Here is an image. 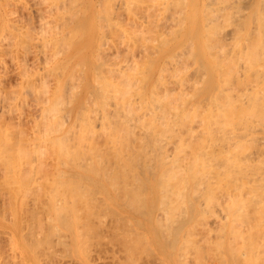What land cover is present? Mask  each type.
Here are the masks:
<instances>
[{"label": "bare ground", "instance_id": "6f19581e", "mask_svg": "<svg viewBox=\"0 0 264 264\" xmlns=\"http://www.w3.org/2000/svg\"><path fill=\"white\" fill-rule=\"evenodd\" d=\"M31 1H29V2H31ZM39 1H41V0H39ZM104 1H106L108 6L105 7V9H104V10L107 9L106 11H104V12L102 11V13H104V15L102 14V16H101V13H99V15L101 16L102 19L104 16L103 20L105 21V24L103 23V20H101V24H99L100 25L99 30L101 31L100 33H101V35L102 34L103 35L100 36L101 39L99 40L100 41L99 42L100 43V53L99 54L97 53V55H95V56H98V58H99L97 61L101 60L102 64L100 62L99 63L97 62L98 64H96V65L94 64L95 69L93 71L94 72L93 79L90 83L88 82L90 84L89 93H88V97H87L88 99L83 104H81V106L80 105L77 106V109L72 107L73 108L72 110L65 109V110H68V112L66 114L64 112L60 113L62 111V109L59 110V105H60L59 103H61L60 100L62 98L60 96H58V97H60V100L58 98L59 103H56V105L59 104L57 106H58V110L60 112L57 110L56 111L59 112L60 115L58 114V116H57L58 121L57 120L56 121L59 122V124L60 123L61 124L66 123V120L69 117L67 118V116H66L63 118V116L68 115L69 112H71L69 114H72V113L75 114V119H74L73 123L69 126L68 130L64 131V135L62 134L63 136H60V138H58V137H55V139L53 138L55 143L57 142V139H58V142L56 143L58 150H57L56 154L54 153V156H56V157H54L53 154L52 155L50 154V157L52 156L53 158H55V161L51 160L48 162V159H50V158H48V159L46 158L47 161L44 160V158L46 157L44 155L45 153H43V155L45 157L41 153V152H43L41 150V148L43 146L42 147L40 146V149H38V150H36L37 148H35L34 152H33V150L30 152V151H26L25 149H24L25 151H23V150L20 151V152H23L25 154V156L23 155V153H21V155H20L17 152V156L21 157L22 160L19 159V157L17 158V156H16V158L19 159V161H16L15 157H14L16 155V151H15L16 149L14 148L15 149L14 150L15 155L12 156L11 153L7 154V156H11L14 158L9 159V157L6 156L7 158H4V161L2 162L3 163L2 166H4L3 168L5 169L6 172H8V174H9V172H11V175H12V173L14 172L16 175L13 173L12 177L16 176L17 178L15 177L16 179L15 178L9 179V176H8V178L5 176L4 177L9 179L8 180L9 185H13V183L16 184L18 182L17 184L19 187H17V189H19V190H21V187L24 188V186L30 184V186H28V187L26 186V188H24L25 193H23L21 195V197L24 194H26L25 196H29L28 198H30L31 195L34 197V199H32V202L29 200V203L31 202L32 205L34 206L32 210H34V209L38 210L37 205H38V208H39V206H41V207H43V209H45V208L52 209L53 208L52 213H54V211H55L54 214H56V218L61 222L65 218V211L69 209V210H71V212L75 211L74 212V218L76 217L77 211L78 212L80 211L79 212L80 215H81V211H82V213H84V215L86 213V215L84 216V218L86 217V219H83V220H84V222L86 220V223H87V221L91 220L92 216L96 217L97 214H95V213L97 210L100 209V211H101V209L104 206L105 207L108 206L109 202L112 201L114 203V201H116L117 203L115 202L114 204L115 205L117 204L116 207H119L118 211H120V213L117 212V214H119V216H117V218H115L113 220L114 224H108L109 226L111 225V228L114 227V229H115V228H119L120 226L124 227L123 222H124L125 218L122 219L120 217H123L122 216L123 212H126L127 216L125 215V217L129 220V221H127V219L125 220V221H127V223L128 222L130 224L136 223L137 225L140 224V226L143 223L153 224V226H156V229H157L156 231L154 229V231L156 232V234H157V232L159 233V234H157L156 237L163 239V243H164V246L166 248L172 249L173 246L175 248V244L179 240L178 237L180 236V232L183 230L184 226L187 225V223H190L189 221H191V220L193 221V219L196 216L204 215L201 218L204 219V217H206V220L204 219V221H205L204 223L206 224V226H208L209 223L212 225H215V226L218 225V227L220 228L218 232L221 235L223 240L225 239L226 234L228 236L230 235L229 239L230 240L232 239V241H229L226 244L227 246H225L224 250H227L230 253L231 256H229V255L228 256L230 257V259L232 257L231 260H234V262H235L234 264H236V258H238L237 259V261H238L239 258L242 257L241 258L242 263L244 261V259H243L244 257H245V259H246V257H248L247 258L248 260H250L249 258H251V257L254 258L255 260L264 258V0H241V1H238V0H204V2L202 4H201V0H104ZM32 2H34V1H32ZM42 2H43V0H42ZM45 2H46V4H48V2L46 0H45ZM50 2H51V0L49 1V3ZM236 2H238V3L240 2V4H237ZM41 3H40V5H41ZM52 3H54V1ZM52 3H51V5H52ZM60 3L59 4L56 3V5L57 6L60 5ZM63 3H65V2H63ZM235 3L237 4V6H239L238 8L234 7ZM9 4H8V6H10ZM35 4L37 5V3H35ZM107 4H104V5H107ZM115 4H117V6L119 8H121L122 13L123 12L128 13L130 18L129 17L127 18V14L125 15L126 17H124V15H121L122 13H120V12H117L120 14H116V15L123 16L125 18V21H127V22L129 19L132 18L131 19L132 20L131 26L133 28L136 27L135 24L138 23L137 20H140V19H137L138 17H140L139 15L137 17V14H139L138 12L136 14L137 9L143 8L144 5H146L148 7L146 9L147 11L149 10V8H150V10L151 9L153 10V8H159V9H161L160 7H162V9L164 8V10H165L164 13L167 12V14L170 18L167 16L168 17L167 20H169V21L164 19V17L167 15V14H165L163 19L166 20V23L170 22V26H169L170 28L169 29H171L170 31H168V29L165 28L166 31H168V34L166 32H165V34H166V36L167 35L169 36V37L165 36V38L172 39L171 42L169 40L164 41L163 48L161 47V44H162L161 42H160L161 48L160 47L158 48L159 43L157 44L158 46L154 45L150 49L148 47L146 48L144 46V45L148 46V44L150 43V41H149V43L147 41V38H148L147 36H149V34H151V36H149V38H153L152 37L153 33H155L153 35L154 37H155V35L159 34L157 32L156 28L160 27V25L163 23L162 19H160V20H162L161 21L162 23H160V20L158 21L159 17L161 18L162 15H164V13L162 12L163 10H161V11L157 10V12L160 11V12H158L160 15V16H157L158 18L153 16L154 19L157 18L156 21L153 20V24H156L155 25L156 28L154 25H152V24H150V25L154 26L153 28L155 30L149 29L147 31L146 30L145 31L140 30V31L136 32L135 30H139V28L135 29V30H133V28H129L130 26H127L128 27L127 28L126 27L127 23H125V25H123L122 22L119 21V20H124V19H119L121 16L119 18H117L118 20L116 18H114L116 16L115 15L113 16V13L114 14L116 13L114 10L117 7L116 6L114 8ZM38 5H39V3H38ZM51 5H49V6H51ZM85 5H83V6H85ZM94 5H95V3H94ZM200 5L202 6L201 8H200ZM11 6H12V4H11ZM212 6H215V7H212ZM25 7H26V5H25ZM29 7H31V6H29ZM39 7H37V8H39ZM242 7H245L247 9V12H245L246 10L244 9L245 10L244 11L245 13H244ZM32 8H34V7H32ZM50 8H47V9L50 10ZM103 8H104V6H103ZM119 8L118 9L116 8V10L118 11ZM234 8L236 10H234V11L230 10V9H234ZM39 9H41V7ZM44 9H46V8H44ZM54 9H53V11H54ZM56 9L59 10L60 6H58ZM66 9H68V8H66ZM82 9H83V7H82ZM228 9H229V12H227ZM11 10L13 11V9H11ZM41 10H43V9H41ZM204 10L206 11V13L204 12ZM36 11H38V9H36ZM36 11H35V14H36ZM43 11H46V10H43ZM43 11H41V12H43ZM141 11H144V10L141 9ZM15 12L17 13L16 10H15ZM41 12H39V13H41ZM59 12H60V10H59ZM148 12H152V11H148ZM161 12L163 14H160ZM51 13H53V12H51ZM154 13H156V11ZM154 13L152 15H155ZM13 14H14V12H13ZM56 14H58L60 17V14L58 12ZM142 14L143 13H141V15ZM144 14H147L148 18L150 17L149 13L144 12ZM198 14H202L201 19H199L200 16L198 17ZM7 15L10 17L11 14L9 15L7 13ZM39 15H41V14H39ZM43 15H45V13ZM156 15H158V14H156ZM30 16H31V14H30ZM33 17H31V18L33 19ZM41 17H43V16H41ZM46 17H48L47 14H46ZM46 17H43V18H46ZM54 17H56V15H54ZM61 17H64V15ZM10 18H7V19H10ZM23 18L24 17L21 18L22 21L24 20ZM78 18H81V16L80 17L78 16ZM140 18H144V17H140ZM13 19H15V18H13ZM19 19H20V17H19ZM26 19H28V18H26ZM46 19H49V18H46ZM51 19H52V17H51ZM60 19H63V18H60ZM86 19H85V21H86ZM98 19H100V18L98 17ZM15 20H12L13 24L15 26L19 27L20 25H16L18 20L17 19H15ZM28 20L31 21V19H28ZM43 20H41V21H43ZM131 20H129L130 23H131ZM141 20H142V23H140V26L144 25L143 22H145L146 18L144 21H143V19H141ZM150 20H152V19H150ZM150 20H147V21L150 22ZM14 21H15V23H14ZM38 21L40 22V20H38ZM50 21H53V20H50ZM56 21H58V19ZM66 21L68 22V20H66ZM39 22L38 23L36 22V23L39 24ZM77 22H78V20H77ZM92 22H94V21H92ZM8 23H10V22H7V24ZM19 23H20V20H19ZM24 23H25V21H24ZM24 23H23V25H27V27H28V24H30V23H27V24H24ZM46 23L44 22V24H43L44 27L45 26L48 27L49 24L46 25ZM61 23H62V21H61ZM64 23H65V21H64ZM72 23H73V20H72ZM5 24H3V26H5ZM21 24H22V22H21ZM55 24H57V23H55ZM10 25H12V24H10ZM33 25H34V23H33ZM43 25H41L42 28H43ZM53 25H54V23H53ZM53 25L51 24L52 27H53ZM59 25H61V24H58V26ZM76 25H77V23H76ZM79 25H81V24H79ZM147 25H149V24H146V26H144V27L143 26L140 27V29H142V28L146 29L145 27L149 28L150 26H147ZM164 25H166V24H164ZM164 25H163V27H165ZM29 26L32 27V24ZM137 26L139 27V23L137 24ZM13 27L14 26H12V28ZM55 27H57V26H55ZM196 27L201 31V33H203L202 37L205 35L207 37V39H205V41H204V46H203L204 52L203 53H200L201 49H199V47H195V48H198V50L200 51L198 53L201 54V55L200 54L197 55L198 57L201 56L200 58H198L199 62H201L200 63L201 66L200 67L198 66L199 64L197 62L198 61L197 58H195V57L191 58L192 59L191 61L194 60L193 58H195L197 60V61L195 60V62L197 64L193 63L192 65L196 64L198 66V69L196 68V70H194V72L196 74H197L196 71L198 70V74H197V76H194L195 78L193 77V79H194V80L192 79L193 81L192 80L189 81L188 79H190L191 77H189L187 79V76H189V75H187L185 73L187 71V69H189V68H187L185 65L181 66V63L183 65V61L184 60L186 61V59L182 57V54H184L185 52H182V51H184L187 48H189V49L192 48V44L194 43L193 42L194 41L193 35H195V33L193 34V30ZM20 28H21V26H20ZM38 28H39V26H38ZM40 28L38 30H40ZM161 28L162 27H160V29ZM19 30H18V32H19ZM84 30H85V27H84ZM96 30H97V28H96ZM113 30H116V33L119 32V34L122 35L121 36L122 37L121 38L122 45L121 44H119V45L123 46V50L126 49L127 54H128V52H129V54H128V56H126V53H124L125 58L123 59L124 56L122 57V62H115L116 59L119 57L120 53L122 54V52H123L122 48H121L122 52L115 49L114 52H116V53H114L112 51L114 53V56H113L114 58H112V59H114L115 61L112 62V60H110L111 63H106V62L103 63L102 58H103V60H106V59H108V56H109L108 54H110V51L108 49H105V52H107L106 50L109 51V53H106L108 56H107V58L105 57V59L102 56V58L100 59L99 55L102 54V52H104V48H106V46H107V48H109L108 45L110 46L111 44L114 45V48L116 45H118L117 43L114 42L115 39L112 40V38L110 39V37H107L109 35H106L107 31L112 33ZM151 30L155 31V32L150 33ZM4 31H6V30H4ZM21 31H23V30L21 29ZM27 31H28V29H27ZM30 31L28 32V34H30ZM35 31H36V29H35ZM45 31H47V30H45ZM50 31H51V28H50ZM189 31H191V32H189ZM200 31L199 32L196 31L197 32L196 34H199V36L201 37ZM0 32H1V30H0ZM7 32H9V31H7ZM10 32H12L11 29H10ZM37 32H39V31H37ZM47 32L46 33L50 37L51 33L49 31H47ZM159 32L162 33L164 31L159 30ZM21 33H23V32H21ZM42 33H43V31H42ZM54 33H56V31ZM64 33H66V32H64ZM144 33H146V34L144 35ZM16 34H18V33H16ZM35 34H36V32H35ZM47 34H45L46 37H47ZM67 34H65V35H67ZM73 34L75 35V33H73ZM19 35H20V33H19ZM24 35H26V38H27V34L25 33ZM34 35H32V39L30 38L31 41L34 38L33 37ZM38 35H40V33ZM159 35H161V34H159ZM13 36H14V34H13ZM40 36H42V34ZM115 36H117V35L115 34ZM115 36H114V38H115ZM205 36H204V38H206ZM6 37H4V38L6 39ZM20 37H22V36H19V38ZM42 37H44V36H42ZM59 37H60V35H59ZM66 37H64V38H66ZM118 37H120V36H118ZM178 37H184V38H186V40H188V41H186L184 39L183 42L180 41L179 43H181L182 46H183L182 43H184L185 41L188 42L189 46H187V47L183 46L182 47L183 49H182L180 47L181 45L179 43H176L177 45L173 44V42L175 40H177ZM195 37H196V42H197V40H198L197 36H195ZM200 37H199V39H200ZM8 38H9V35H8ZM10 38H11V36H10ZM14 38H16V36ZM55 38H57V37H55ZM76 38H77V36H76ZM123 38H126V39L123 40ZM159 38H161V37L159 36ZM7 39L3 40V38H2L1 41H7ZM40 39H42V38H40ZM54 39H53V42H54ZM118 39H120V38H117V41H118ZM20 40H23L21 42L26 41V39H25V41H24V39H20ZM20 40H18V41H20ZM35 40H38V39L35 38ZM148 40H150V39H148ZM227 40H229V42H230V40H232V41H231V43L226 44ZM9 41H10V39H9ZM40 41H42V40H40ZM59 41H60V39H59ZM145 41H147V44H145ZM153 41L154 40H152V43H155V41L154 42ZM14 42L16 43L15 40H14ZM21 42H18V45ZM32 42L35 43V41H32ZM48 42H47V45L50 43L52 44L51 41L49 43ZM61 42H62V40H61ZM66 42H70V41H66ZM72 42H73V40H72ZM112 42H114L115 44ZM176 42H178V41H176ZM30 43H29V45H30ZM39 43L41 44L40 46L43 45V48L44 47L46 48V46H44L46 41L44 42V44H42V42H39ZM137 43L143 44V45H141V48L136 46ZM11 44H13V43H11ZM178 44H179V46H178ZM18 45L16 44V46H18ZM54 45L52 44V46H54ZM64 45H65V43H64ZM172 45H173V47L177 46V47L181 48V50L180 51L178 50V52L177 51L175 52L174 50L177 47L172 48L171 47ZM8 46H10V45H8ZM40 46H39V49H40ZM111 46H110V49H114L113 46H112V48H111ZM150 46L151 45L149 44V47ZM197 46H199V45H197ZM226 46H230V47H226ZM26 47H28L27 44L25 45L24 48H26ZM34 47H35V45H34ZM34 47H32V48H34ZM193 47H194V45H193ZM4 48H2V50ZM11 48H13V47H10V50H8V51H11ZM56 48H57V46H56ZM56 48H54V49H56ZM82 48H83V46H82ZM116 48H117V46H116ZM28 49L30 51V47ZM137 49H139L140 51H143L142 56L138 55V57L141 56L140 58L143 59V61H141V62L139 61L140 59H137V56L133 55L134 52L133 53L131 52L133 50L137 52ZM189 49H187V50H189ZM5 50H7V48ZM139 50H138V53H139ZM21 51H22V49H21ZM31 51H34V50L31 49ZM41 51L44 52V50H42V49H41ZM52 51L53 50H51V53H52ZM192 51H193V48L191 50V54H192V56H194L195 52L197 50L195 49V52H193L194 54L192 53ZM47 52H48V50H47ZM47 52H45V53H47ZM166 52H169L170 56H166L165 55ZM11 53H13V52H11ZM20 53H23V52H20ZM32 53L30 52L31 55H33ZM3 54H5V53H3ZM36 54H37V52H36ZM130 54H132L137 59V61H134L135 60L134 57L133 56L131 57ZM139 54H142V53H139ZM14 55H17V54H14ZM20 55L21 54H19L18 56H20ZM34 55H33V58H36L35 60L37 61V57H36L37 55H35V57H34ZM40 55H42V54L40 53ZM48 55H50V54H48ZM103 55H105V53ZM8 56H9V54H8ZM18 56L17 57L15 56L16 60H12V61H16L17 63L16 62L15 63L17 65H18V59H20ZM24 56L26 57L27 55H24ZM24 56H21V57H24ZM55 56H56V54H55ZM129 56L131 59L128 58ZM187 56L189 57L191 55L187 54ZM11 57H13V56L11 55ZM27 57H29V56H27ZM42 57H44V55ZM50 57H51V55H50ZM53 57H54V55H53ZM109 57L111 58L112 55L110 54ZM126 57H127V59H126ZM180 57H182L184 60L178 65V63L181 61ZM184 57H186V54L184 55ZM21 59H23V58H21ZM25 59H27V58H25ZM48 59L50 61V58H48ZM60 59H61V57H60ZM120 59H121V57H120ZM164 59H166V60H164ZM162 60L164 63L162 62V65H161L162 67H160V70L157 71L158 69L156 67L160 66V63H161L160 61H162ZM188 60H190V59L188 58ZM119 61H121V60H119ZM77 63H79V62H77ZM86 63H88V62H86ZM23 64H24V59H23ZM31 64H33L32 61H31ZM56 64H58V63H56ZM70 64H72V63H70ZM19 65H20V67L22 66L21 64H19ZM27 65H28V62H27ZM42 65H43V63H42ZM188 65H190V64H188ZM225 65H227V67H228V71L226 70L227 72L223 71V69H224L223 67ZM32 66H35V64L31 65L30 67H32ZM36 66H38V65H36ZM71 66H73V65H71ZM169 66H173V69L171 71L166 70L169 68ZM197 66H195V67H197ZM51 67H53V66H51ZM152 67L154 69H157L155 71H157L158 74L156 72H154V70H151ZM195 67L193 66L194 69H195ZM207 67L209 68V71H208ZM227 67H225V68H227ZM17 68H18V66L15 69L16 71H17ZM36 68L38 69L39 67H36ZM70 68H68V69H70ZM74 68H76V66ZM185 68H187V69L185 70ZM78 69H80V68H78ZM30 70H31V68H30ZM81 70H84V69H81ZM150 70L152 71V73ZM75 71H76V69H75ZM164 71L165 72L167 71V72L164 74ZM188 71H187V73H188ZM192 71H193V69H192ZM192 71H189V72L191 73ZM49 72H50V70H49ZM153 72L158 75V76H156V74H155V76L158 79L155 78L154 80H151L152 79L151 75L154 74ZM18 73L20 74L19 71L17 72V74ZM32 73H30V74H32ZM73 73H74V71H73ZM44 75H46V74H44ZM80 75H82V73ZM83 75H82V77H83ZM193 75H195V74H193ZM3 76H5V75H3ZM38 76H40V74ZM69 76H70V73H69ZM72 76H74V75H72ZM42 77H43V74H42ZM51 77H52V75H51ZM48 78H49V76H48ZM54 78H56V77H54ZM75 78H78V77L76 76ZM26 79H27V77H26ZM32 79H34V78H32ZM47 79H43V81L47 80ZM75 80H77V79H75ZM79 80L80 79L78 78V82H80ZM43 81L41 82V79H40V82L42 84L45 83V81H44V83H43ZM71 81L74 82V80H70V82ZM0 82H2V81H0ZM16 82H18V81H16ZM16 82L13 84L15 88L17 87V86H15ZM30 82H31V77H30ZM3 83L4 82H2V85H4ZM24 83H26V81ZM24 83H23V85H24ZM27 83L29 84V82H27ZM31 83H32V87H34L35 85L33 86V82H31ZM36 83H38V82H36ZM46 84H47V81H46ZM76 84H77V82H76ZM66 85H68V84H66ZM78 85H80V83ZM38 86H39V84H38ZM8 87H9V85H8ZM21 87L24 88V86H21ZM71 87H73V86H71ZM79 87L80 86H77V88H79ZM1 88H2V86H1ZM30 88H31V84H30ZM40 88L41 87L39 86L38 89L40 90ZM48 88L46 89L47 91H48ZM52 88H54V87H52ZM31 89H33V88H31ZM41 89H43V88H41ZM54 89H56V87ZM27 90H29V89H27ZM35 90H37V89H35ZM50 90H52V89L50 88ZM71 90L73 91V89H71ZM14 91H15V89H14ZM20 91H21V89H20ZM29 91H28V94H29ZM38 91H35V92L37 93ZM67 91H66V94H68ZM12 92H10V93H12ZM62 92L65 93L64 91H62ZM10 93L8 91V94H10ZM15 93H17V92H15ZM22 93H23V91H22ZM24 93H25V91H24ZM31 93L33 95L34 91ZM40 93H44V95H46L45 89H44V92L42 91ZM40 93L38 92V95L41 96L42 94H40ZM50 93H52V91ZM53 93H55V92H53ZM61 93H60V95L63 94V93L62 94ZM2 94H4V93H2ZM29 95L31 96V94H29ZM52 95H54V94H52ZM63 95L66 97L65 94H63ZM0 96H2V95H0ZM8 96L11 99L14 98V96H12V95H11L12 97H10V95H8ZM47 96L48 95H46V97ZM15 97H16V95H15ZM19 97H20V95H19ZM19 97H17V98H19ZM25 97H26V93H25ZM25 97H24V99H25ZM49 97H51V96H49ZM9 98H6V99L9 100ZM20 98H22V97H20ZM32 98H31V100H32ZM3 99H5V97ZM11 99H10V101H11ZM55 99L57 100V98H55ZM66 99H64V100H66ZM0 100H2V98ZM17 100L14 101L15 104H12L13 107H14V105L16 106ZM20 100L23 101V99H19V103H21ZM25 100H24V102H25ZM40 100H42V98ZM36 101H37V103H39L38 100H36ZM24 102H22V103L24 104ZM41 102L39 104H41ZM66 102H68V101H66ZM32 103H35V102L33 101ZM47 103H49V102L47 101ZM52 103H53L52 105L55 104V102H52ZM2 104L3 103H1L0 105L2 106ZM28 104H29L28 106H30V103H28ZM43 104L44 103H42V105ZM63 104L64 103L62 101V105ZM69 104L71 105V103L68 102V105ZM9 105H11V102ZM32 105H34V104H32ZM56 105H55V107H56ZM4 108H5V110H6V108L9 109L8 107H4ZM11 108L12 107H10V110H11ZM19 108L20 109H22V108L27 109L26 106L22 107V108L18 107L17 110ZM32 108H33V106H32ZM41 108H44V107L42 106ZM46 108H48V106ZM0 109H2V108L0 107ZM49 109L53 110L52 107L50 108V105L46 111L50 114L51 112H49L50 111ZM17 110L14 109V111H17ZM2 111H4V110H2ZM6 111H4V112L6 113ZM56 111L53 115L56 114ZM42 112H43V110H42ZM46 112L44 111L43 112L44 115H42V116H46ZM53 112H54V110H53ZM7 113L9 114L8 111H7ZM11 113H13V112H11ZM24 113H22V115ZM63 113L65 115H63ZM2 114H4V113H2ZM15 114H17V112ZM29 114L31 115L32 113H29ZM40 114H41V112H39V115ZM61 114L63 116H61ZM22 115L19 118H22ZM18 116H17V124L20 121ZM33 116H36V115L33 114ZM50 116L55 117L52 115H50ZM60 116H61V119L59 118ZM0 117L2 118V116H0ZM26 117H25V119H26ZM39 117H41V115ZM47 117H49V116L47 115ZM51 117H50V119H51ZM4 118H3V120H4ZM33 118H35V117H33ZM36 118H37V116H36ZM41 118L43 119L44 117H41ZM64 119H66V120L64 121ZM9 120H11V115H10L9 119L6 121H9ZM15 120H14V122H15ZM26 120H24L23 122H26ZM31 120L34 121V119H31ZM41 120L39 121L40 123L37 122L38 125L41 124ZM52 120H55V119H52ZM52 120L48 119L47 122L52 121ZM42 121H46V120H42ZM56 121H54L55 123L54 122L51 123L52 124L51 126H53L54 124L57 125ZM1 122H3V121H1ZM23 122H21V123H23ZM27 122H29V119ZM47 122H46V126H43V127H45V129L47 128V126H49V125H47L48 124ZM4 123H6V122L4 121ZM10 123L7 122V126ZM34 123H36V121L33 122V124ZM14 124H16V123H14ZM14 124H12V125H14ZM28 124H30V123H28ZM28 124H27V127H28ZM31 124H30V126L32 127L33 124L32 125ZM68 124L69 123H67V125ZM1 125H0V127H1ZM18 125H19L18 127L21 126L20 123ZM60 125H59V127H62V125L61 126ZM7 126H6V128H7ZM51 126H49V127L51 128ZM49 127L47 128V131H48V129L50 130ZM54 127H56V126H54ZM11 128H13V126H11ZM16 128H17V126H16ZM16 128H15V130H16ZM24 128H26V127H24ZM33 128H31V129H33ZM40 128H41V130H39L40 131L39 133L41 134V132L44 131L45 129L43 128L44 130H42V127H40ZM53 129L55 130V128H52V130H50L49 132L53 131ZM59 129H63V128H59ZM10 130L12 131V129H10ZM20 130H21V128H19V131ZM28 130H30V129H28ZM21 131H23V130H21ZM47 131H46V133L44 131V135L46 134L48 136ZM58 131H57V133H58ZM3 132H4V128H3ZM32 132L33 131H31V133ZM15 133L17 136H21V134H17L18 132H15ZM25 133H26V131H25ZM36 133L37 132H35L34 135ZM1 134H2V132H1ZM4 134H2V136H4ZM6 134H7V132H6ZM50 134H52V132ZM27 135H28V133H27ZM29 135H31V134H29ZM41 135H39L38 137H41ZM44 135H43V137H44ZM13 136H15V135H13ZM9 137H12V135H10ZM22 137H24V136H21V138ZM31 137H34V136H31ZM31 137L29 138V136H28V138L31 139V141H32ZM35 137H37V134L35 135ZM5 138H6V135H5ZM18 138H20V137H18ZM51 138H52V136H51ZM2 139H3V137H1V140ZM53 139H50V137H49L48 140H52V142L51 141L50 142L52 143V145L56 146V144H54V142H53ZM43 140H45V139H43ZM43 140L38 141V142H40V143L44 142L43 144H45L46 141H43ZM16 141H18V140H16ZM21 141H22V139H21ZM26 141H24V142H26ZM7 143L9 144V146H11L9 142H6V144ZM29 143H31V142H29ZM35 143H36V141H35ZM46 143L48 144V142H46ZM24 144H22V145H24ZM15 146L17 147V144L16 145L14 144V147ZM27 146H25V147H27ZM35 146H36V144L34 145V147ZM37 146H38V144H37ZM11 147H9V148H11ZM45 147H47V145ZM45 147L43 148L44 151H45ZM3 148H1V149H3ZM32 149H33V146H32ZM17 150H19V148ZM29 150H31V149H29ZM39 150H41V152H39ZM53 150L54 149H52V151ZM11 152L13 153V151H11ZM50 153H53V152H50ZM9 154H11V155H9ZM4 156H5V154H4ZM23 157L25 159H23ZM0 160H2V159L0 158ZM48 163H50V165ZM47 166L52 167L51 168L52 170L51 169L49 170ZM47 169L49 170L48 172L52 171L51 174H47L48 173ZM24 172H26V175H24L25 174ZM2 173H3V175L6 174V173H4V171ZM3 175H1V177ZM11 175H10V177H11ZM38 175H39V177H40V175H44V177L43 176H41V177L45 178V180H44L45 182H42V178L37 177ZM36 177L39 178L38 182L36 181V179H37ZM20 178H22V180ZM0 180L2 181V179H0ZM42 183H44V185H46L48 187V189L46 188L47 192L43 188H41ZM0 184H7L8 185V182L0 183ZM31 184H33V185L31 186ZM2 186H4V185H2ZM14 188L15 187L13 186V189ZM57 188H59V190L61 189L62 193H60L61 190H60V192L57 191L58 193L57 192L55 193ZM3 189H5V188H3ZM13 189H12V191H13ZM17 189L15 188V193H16ZM6 190H7V186H6ZM6 190H5V192H6ZM19 190H18V194L22 191L21 190L19 192ZM0 191H1V189H0ZM9 191H11V189H9ZM9 191H8V193H13V192H9ZM32 191H34V192H32ZM69 191H72V192L78 191L81 193L79 196V194L77 192V194L79 196L77 198L73 199L72 198L73 195L70 197L71 202H68V203H71V204H67V201L69 199L67 200L66 198H64V197H66L64 193H67ZM95 191H98L100 193V196L97 193L98 198L93 199L94 198L93 196H97V194L94 193ZM3 192L1 191L2 194H3ZM91 192H93V193H91ZM37 193H39L40 195H37ZM74 194L76 195V193H74ZM90 194H91V197H93V198H90ZM94 194H96V195H94ZM9 195H11V194H9ZM14 195H12V198ZM47 195H48V197H46ZM68 196H70V194H68ZM68 196H67V198H68ZM4 197H5V195H4ZM14 197L17 198L18 196L17 197L14 196ZM2 198H3V196H2ZM2 198H0V200ZM24 198H26V197H24ZM10 199H11V197L9 198V200ZM18 199H16V200H18ZM4 200H6V199H4ZM22 200L24 201V199H22ZM118 200L121 202H119ZM2 202H4V201H2ZM11 202H12V200H11ZM11 202H10V204H11ZM21 203H23V202H21ZM5 204L6 203H4L3 205H5ZM10 204L8 206H10ZM19 204H20V202H19ZM21 206H23V205L21 204ZM14 207L16 209V206H14ZM24 207L26 208L25 203H24ZM27 207H29V206L27 205ZM8 208H10V207H8ZM22 208L23 207H21L20 209L23 210ZM93 208H96V211L93 212L94 215L91 214L92 213L91 211H93ZM49 209L47 210L46 214L49 213L48 212ZM90 209H91V211H90ZM107 209H105V210H107ZM1 210H2V208H1ZM3 210H4V208H3ZM7 210H9V209H7ZM29 210H31V209H29ZM32 210H31V212H32ZM39 210H38V212H39ZM56 210H60L61 212H59L57 214ZM9 211L7 213H10ZM45 211L46 210H44V212ZM4 212L6 213L5 210H4ZM66 212H68V211H66ZM88 212H90V213H88ZM104 212H106V211H104ZM112 212H113V210H112ZM3 213H2V215L4 216ZM7 213H6V215H7ZM72 213H71V215H72ZM97 213H99V212H97ZM102 213H100V214H102ZM0 214H1V212H0ZM79 214H78V218L80 216ZM106 214H108V212H106ZM109 214H110V212H109ZM111 214H113V213H111ZM114 214H115V212H114ZM32 215H34V214H32ZM36 215L38 216V214H36ZM49 215H50V213H49ZM49 215H47V216L44 215V216L49 217ZM27 216H28V214H27ZM34 216H32V217H34ZM54 216L55 215H53L51 218H53ZM97 216L101 217V215H97ZM104 216H105V214H104ZM11 217H13V216L11 215ZM14 217H16V216L14 215ZM69 217H71V216L69 215ZM95 217H94V220L102 219V218H95ZM106 217H108V216H106ZM28 218L31 219V217H28ZM56 218L52 219L53 222ZM78 218L76 219V221L81 220L80 218L79 219ZM81 218H83V216ZM104 218L105 217H103L102 224L105 221ZM110 218H114V216L113 217L110 216ZM197 218L199 220L200 217H197ZM15 219H17V218H15ZM2 220H5V219L2 218ZM36 220H37V218H36ZM36 220L34 222L38 223V220L37 221ZM67 220H69V219H67ZM99 220H98V223H100V221H101V220L100 221ZM48 221H49V219H48ZM71 221H72V219H71ZM108 221H109L108 223H110L112 220H108ZM200 221L202 222V220H200ZM6 222L9 223V221H6ZM27 222H30V221H27ZM53 222L51 223L49 221V222H47V224L48 223L53 224ZM73 222L75 224H77V226H78V223L75 222V219L73 220ZM31 223H33V222H31ZM41 223L43 224V222H41ZM41 223H40V225H41ZM55 223H57V220L55 221ZM55 223L53 224L54 227H56ZM83 223L81 225H84ZM98 223L96 222V224H98ZM127 223H126V225H127ZM192 223H194V222H192ZM192 223H191V226H192ZM199 223L197 225H200L199 226L200 228L203 227ZM207 223H208V225H207ZM70 224H72V222ZM134 224H132V225H134ZM194 224H196V223H194ZM194 224H193V226H194ZM205 224H204V226H205ZM13 225H15L14 221H13ZM35 225H37V224H35ZM59 225H60V222H59ZM79 225H80V222H79ZM85 225H87V224H85ZM91 225H94V224L93 223L90 224L89 227H91ZM100 225L101 224H99V227L98 226L97 227L95 226V227L99 229V232H102L103 230L102 231L100 230V227H101ZM106 225H107V220H106ZM126 225H125V227H126ZM197 225H195V229L198 227ZM191 226H190L191 234L190 233L189 234L194 237L195 235H193L192 232L193 231L195 232V230H192ZM206 226H205V230H206ZM63 227L65 228V226H63ZM68 227H69V225H68ZM70 227L72 228V230L74 229L72 227V225ZM75 227H76V225H75ZM89 227H87V228H89ZM143 227H144V224L140 228H143ZM228 227H230V228L228 229ZM33 228H32V230H33ZM102 228H105V226H103ZM108 228H105V229L108 230ZM150 228L151 227H149V229ZM35 229H36V227H35ZM37 229H39V228H37ZM54 229H56V228H54ZM57 229L59 230V228H57ZM57 229H56V231H57ZM114 229H111V230H113L111 232H114ZM207 229H208V227H207ZM66 230L69 231L67 229V225H66ZM85 230L86 229L84 227V231ZM87 230H86V232H87ZM89 230L93 231V228H90ZM89 230H88V232H89ZM120 230H118V231H120ZM135 230L136 229H134V232H135ZM29 231H31L30 228H29ZM46 231L47 230H45V232ZM50 231L54 232L52 229L49 230V232ZM80 231L84 232L82 230H79V232H77V230H76V234L77 233L79 234ZM115 231H116V229H115ZM132 231H133V229L129 232L132 233ZM185 231H183L184 234H185ZM201 231L202 230L200 229V232ZM211 231H213V230H211ZM27 232H28V230H27ZM34 232H35V230H34ZM34 232H32V233H34ZM88 232H87V234L91 233V232H89V233ZM136 232H137V230H136ZM138 232H140V231H138ZM141 232L139 234H141ZM200 232L198 234L196 233V235L198 236L200 234ZM209 232L210 231H207L208 234L207 233L206 234L208 236L209 235L211 236V234H213V233L209 234ZM216 232H217V230H216ZM47 233H48V231H47ZM69 233L70 232H66L65 234L68 236ZM85 233H83V234L81 233V234L84 235ZM115 233L113 235H115ZM131 233H130V235H131ZM6 234H7V232H6ZM9 234H8V236H9ZM38 234L40 236L41 233H38ZM72 234H74V232L70 233V235H72ZM87 234H85V235H87ZM99 234L97 233V236ZM103 234L104 233H102V235ZM127 234H129V233L127 232ZM165 234H167L168 236L165 237L164 236ZM186 234H187V231H186ZM34 235H36V234H34ZM48 235L50 237L51 234H48ZM62 235H64V234H62ZM79 235H78V237H79ZM107 235H108V232H107ZM135 235H136V233L134 234V236L132 235V237H135ZM202 235H203V232H202ZM23 236H24V234H23ZM26 236H27V234H26ZM28 236L30 237V236H32V234L30 233V234H28ZM36 236L38 237V235H36ZM45 236H47V234ZM51 236H53V235H51ZM58 236H59V232H58ZM67 236H65V237L67 238ZM87 236H85V237H87ZM109 236H111V235H109ZM115 236H118V234H116ZM223 236H225V237L223 238ZM56 237H57V235H56ZM65 237H63V238H65ZM100 237H102V236H100ZM108 237H107V239H108ZM199 237H200V235H199ZM9 238H11V236ZM41 238H42V236H41ZM47 238H48V236H47ZM47 238H46V240H47ZM51 238L52 237L49 238L50 241H51ZM60 238H62V237H59L58 240ZM94 238H96V236ZM125 238H128V237L125 236ZM182 238H185V236H183ZM189 238H190V236H189ZM189 238L186 241H185L186 238L183 240L181 239L182 240L181 242L184 241L185 242V244L183 243L184 246L188 245L189 247H192L191 249H193V247L195 246L194 243L196 244V241L193 243L192 241L189 240ZM207 238H209V237H207ZM216 238L218 239V237H216ZM73 239H74V237H73ZM79 239H81V241H82V238H79ZM119 239H122V238H118V240ZM132 239H130V240H132ZM136 239H138V238H136ZM142 239H145V238H142ZM191 239L193 240V238H191ZM210 239L213 240V237L212 238L210 237ZM210 239H209V241H210ZM4 240L7 241V239H4ZM30 240H32V239H30ZM84 240H86V239H84ZM91 240H93V239H91ZM133 240L135 241V239H133ZM195 240H196V238H195ZM214 240L212 242H214ZM219 240H220V238L217 241H219ZM223 240H222V242L224 243L225 240L224 241ZM36 241H37V238L35 239V242ZM110 241H112V240H110ZM127 241L131 244V242L129 240H127ZM140 241H141V238H140ZM188 241H190V242H188ZM201 241H202V237H201ZM201 241H200V244H202ZM8 242H9V245H11V244L13 245L12 239H11V243H10V240ZM8 242L6 243V245L8 244ZM38 242H36L35 244L37 245ZM60 242H62V241H60ZM89 242L91 243L90 240H89ZM120 242L122 243L121 240H120ZM157 242H159V241H157ZM29 243L31 244L32 242L29 241ZM33 243H34V241H33ZM47 243H48V241H47ZM47 243H46V245L43 243L45 245V247L47 246ZM63 243H62V245H63ZM95 243L97 244V242H94L93 244H95ZM125 243H126V241H124V243H123L124 246L122 245L123 247H121V248H123V250H124V247L126 246ZM143 243H145V242H143ZM148 243H150V242H148ZM219 243H218V245H219ZM26 244H28V241L26 242ZM86 244H87V241H86ZM190 244H192L193 246H191ZM198 244H196V246H199ZM205 244H204V247L207 248V246H205ZM222 244H221V248H222ZM60 245H61V243H60ZM64 245H65L64 247H66L67 244H64ZM136 245L138 247L139 244H136ZM161 245H162V243H161ZM29 246L30 245L28 244V247ZM32 246L29 248L33 249ZM40 246H42V244ZM96 246H95V248H96ZM162 246H160V244H159L158 247L162 248ZM180 246H182V243H180L179 247ZM209 246L210 245H208V247ZM45 247H44V250H46L45 252H48L51 250V247H50V250L45 249ZM82 247H84V245H82ZM99 247H101V245H99ZM148 247H150V246H148ZM189 247H183L182 248L183 250L181 248H179L180 252H179V249L177 248V250H178L177 253H178V255L180 254L179 259H180V256H182V254H184L187 250H188V252L185 254H188L190 252ZM204 247H202V245H201L200 250L198 248L199 252H202V250H203V252H202L203 254L199 253V252H195L197 250L196 249L197 247H196V248H194L196 250L193 249L194 251L192 250V252L189 253V254H192L194 252V257L192 256L193 254L192 255L188 254V256H186L184 254L186 256V257H184V255H183L184 259L186 260V258L189 256H190L189 257L190 259H191V257L197 258V256H198V258H202L206 261V259L203 256H208V253L210 255V252H207L208 248L205 249ZM213 247L215 248V245ZM218 247H217V250L221 249V248L218 249ZM92 248H94V247H92ZM97 248H98V246H97ZM184 248H186V249L189 248V249L184 250ZM11 249H13V247ZM32 249H29V250H32ZM94 249H92V250H94ZM100 249H102V248H100ZM112 249L114 250V248H112ZM128 249L131 250V253L133 252V254H134V251L132 250L133 249L132 246H130V248H129V245H127V248L125 249V251ZM141 249H139V250H141ZM209 249H210V247H209ZM0 250H2L1 247H0ZM38 250L40 251L41 249L39 248V249H37V251ZM64 250L66 251L65 248L63 250L61 248L62 252ZM83 250L85 251V248L82 249V252L84 253ZM87 250H89V249H87ZM103 250H105V247ZM103 250H101V251H103ZM110 250H111V248H110ZM221 250L223 251V249H221ZM12 251H14V249ZM52 251H53V249H52ZM57 251H55V252L57 253ZM125 251H123V252H125ZM208 251H210V250H208ZM7 252L5 253V251H4L5 254H7ZM35 252L32 251V254ZM43 252H41V253H43ZM92 252L93 251L88 252V253H92ZM97 252H98V250H97ZM135 252H138V250L136 249ZM204 252L206 253V255L204 254ZM219 252H220V250L218 251V254H219ZM13 253H12V255H13ZM37 253H39V252H36L34 256L41 257L40 256L41 253H40V255ZM68 253H70V252H68ZM74 253H75V251H74ZM88 253L85 254L86 257H87ZM117 253H115V255ZM143 253H145V252L143 251ZM173 253H174V251H172V254ZM177 253H175V254H177ZM196 253H198V254H196ZM2 254H3V252H2ZM8 254H10V253H8ZM15 254H16V252H15ZM28 254H30V253L28 252ZM66 254H65V256H67V257L64 259L67 260L68 256H70L71 254L70 255L69 254L66 255ZM76 254H77V252L75 253V255ZM104 254H105V251H104ZM127 254H129V252L126 253V255H123L124 260L127 257H128L127 259L129 260V256H127ZM141 254H142V252H141ZM153 254H154V252H153ZM172 254H170V255H172ZM195 254L197 256H195ZM214 254L216 256V253H214ZM220 254L223 257V253L220 252ZM48 255H49V252L47 253V257L49 258L50 255L49 256ZM60 255H61V253H60ZM63 255L64 254H62V256ZM146 255H147V253H146ZM199 255L201 257H199ZM224 255H225V253H224ZM45 256L42 255V257H44V259H46ZM98 256H99V254H98ZM98 256H96V257L98 258ZM134 256H136V255H134ZM156 256H158V255H156ZM156 256H155V259L157 258ZM215 256H213V257L215 258ZM228 256H225V257L228 258ZM16 257H18V256L16 255ZM19 257H20V255H19ZM55 257H56V255H55ZM88 257H90V256H88ZM102 257H104V256H102ZM109 257H110V255H109ZM112 257L114 258V256H112ZM115 257H117V255ZM130 257H131L130 262L132 260L134 261V259L132 258V254L130 255ZM137 257H139V256H137ZM183 257L180 260H182ZM218 257H220V256L218 255ZM234 257H235V259H233ZM119 258L120 257L118 255L117 260L116 259L115 260L118 262ZM3 259H4V257H3ZM13 259H14V257H13ZM35 259H38V258H34V260ZM41 259L38 261H41ZM56 259H58L57 261H59L60 257L56 258ZM73 259H74V261L76 260L75 258H73ZM88 259H89V261L88 260L87 261L90 263V259H92V258H88ZM220 259H222V258L220 257ZM6 260L8 261V259H6ZM46 260H48V259H46ZM46 260H44L45 262L43 261L44 264L45 263L47 264ZM51 260H52V258H51ZM107 260H108V255H107ZM137 260H138V258H137ZM146 260H147V258H146ZM185 260H182V262ZM210 260H212V259H210ZM255 260H254V262H255ZM9 261L11 263V260H9ZM38 261H36V262L38 263ZM57 261H56V263H57ZM102 261L104 262V260H102ZM144 261H145V258H144ZM164 261H165V259H164ZM199 261H200V259H198V262H196V264H198V263L201 264V262H199ZM220 261H222V263H223V261H226V260L223 257V260H220ZM68 262H70V260ZM94 262H96V261H94ZM178 262L180 263L181 261L178 260ZM194 262H195V260H194ZM211 262H214V261L212 260ZM216 262L218 263L219 260L218 261L215 260L214 264H216ZM251 262H252V264H257V262H259V260L256 263H253V261H251ZM251 262H249L247 260L244 261L245 264L246 263L251 264ZM260 262H259V264H261ZM262 262H264V260H262ZM5 263H7V262H5ZM15 263L16 262H14V264ZM32 263L33 262H31V264ZM40 263H42V262H40ZM61 263H62V261H61ZM71 263H72V261L70 262V264ZM123 263L125 264V262H123ZM128 263H129V261H128ZM186 263H187V261H186ZM226 263H228V259H227ZM48 264H51V263H48ZM98 264H99V262H98ZM118 264H120V263H118ZM136 264H139V262ZM144 264H146V263H144ZM153 264H154V262H153ZM183 264H184V262H183ZM188 264H189V262H188Z\"/></svg>", "mask_w": 264, "mask_h": 264}, {"label": "rangeland", "instance_id": "374dc122", "mask_svg": "<svg viewBox=\"0 0 264 264\" xmlns=\"http://www.w3.org/2000/svg\"><path fill=\"white\" fill-rule=\"evenodd\" d=\"M20 1V2H19ZM28 0H0V30H1V32H0V81H2V82H4L3 84L4 85H2V82H0V95H2V96H0V99L2 98V100H0V104L1 103H3L2 104V106L0 105V107L2 108V109H0V116H2V118L0 117V125H1V129H0V131L2 132V134H4V136H2V134H1V132H0V136L1 137H3V139L1 140V137H0V147L1 148H3V149H1L0 148V158L2 159V160H0V179H2V181L0 180V183H6V182H8V185H9V179L10 178H15L16 176V174L14 175L15 177H12L13 176V173H12V175H11V172H9V174H8V172H6L5 171V169L3 168L4 166H2L3 165V161H4V158H7V157H9V159L11 158V159H13L14 157H15V160L16 161H19V159H21V157H19V156H17V152H18V154H20L21 155V153H23V152H20V151H32L33 150V152H34V150H35V148H37L36 150H38V149H40V146L42 147L41 148V150L43 151V152H41V150H39V152H41L42 153V155H43V153H45L44 155L46 156H44L43 158H44V160H46L47 161V159L48 158H50V159H48V162L49 161H55V158H53L52 156L50 157V154L52 155L53 154V156H54V153L56 154L57 153V150H58V148H57V142H58V139H57V142L55 143V141H54V139H55V137H58V138H60V136H63L64 135V131H66V130H68V128H69V126L73 123V121H74V119H75V114H69V113H71V112H69L68 113V115H65L67 112H68V110H72L73 108H76L77 109V106H81V104H83L88 98V93H89V88H90V82L92 81V79H93V75H94V69H95V66H94V64L96 65V64H98L99 62L102 64V62H101V60L100 61H97L99 58H98V56H95V55H97V53L99 54L100 53V36H102L101 35V31L99 30V24H101V20H103L104 19V16H103V19L101 18V16H102V14L104 15V13H102V11L104 12V11H106V10H104L105 9V7H107L108 6V4L106 3V1H104V0H51V2L49 3V1L50 0H46L47 2H48V4H46V2H45V0H43V2H42V0L41 1H39V0H32V1H34V2H32L31 0H29V1H31V2H27ZM54 1V3H52ZM80 1V2H79ZM85 1V2H84ZM98 1V2H97ZM104 1V2H103ZM238 1H241V0H238ZM42 2V3H41ZM45 2V3H44ZM61 2V3H60ZM63 2H65V3H63ZM204 2V0H201V4ZM10 3V4H9ZM15 3V4H14ZM18 3V4H17ZM30 5H29V4ZM35 3H37V5L35 4ZM38 3H39V5H38ZM40 3H41V5H40ZM51 3H52V5H51ZM56 3H60V5H58V6H60V12H59V10L58 9H56L58 6L56 5ZM88 3V4H87ZM94 3H95V5H94ZM98 3V4H97ZM107 4V5H104V4ZM209 3V2H208ZM237 4H240V2L238 3V2H236ZM234 4V7H236V8H238L239 6H237V4ZM8 4L10 5V6H8ZM11 4H12V6H11ZM46 4V5H45ZM66 4V5H65ZM74 4V5H73ZM85 5V6H83V5ZM25 5H26V7H25ZM28 5V6H27ZM49 5H51V6H49ZM55 5V6H54ZM102 5V6H101ZM20 6V7H19ZM29 6H31V7H29ZM41 7V9H43V10H46V11H43V10H41V9H39L40 7ZM53 6V7H52ZM69 6V7H68ZM88 6V7H87ZM100 6V7H99ZM103 6H104V8H103ZM117 6V4H115V6H114V8ZM11 7V8H10ZM24 7V8H23ZM32 7H34V8H32ZM37 7H39V8H37ZM46 8V9H44V8ZM51 7V8H50ZM62 7V8H61ZM78 7V8H77ZM82 7H83V9H82ZM98 7V8H97ZM146 7V8H145ZM202 6L200 5V8H201ZM212 7H215V6H212ZM10 8V9H9ZM47 8H50V10L49 9H47ZM54 9V11H53V9ZM66 8H68V9H66ZM72 8V9H71ZM81 8V9H80ZM103 8V9H102ZM117 9L119 8L118 6L116 7ZM116 8H115V14L113 13V16L115 15L116 17H114V18H119L121 15H124V17H126L125 15L127 14V18L129 17V14L128 13H125V12H123L122 13V11H121V8H119V10L117 11L116 10ZM148 7L146 6V5H144L143 6V8H141L142 10H144V11H141V9H137L136 10V14H137V12L139 13V14H137V17H138V15L140 16V17H144V18H140V17H138L137 19H143V21L145 20V18H146V20H145V22H143L144 23V25H142L143 27L144 26H146V24H149V25H147V26H150L149 28L148 27H145L146 29H140V27H142V26H140V23H142V20L140 21V20H137V22L139 23V27L137 26V24L138 23H136L135 25H136V27L135 28H133L131 25H132V18L131 19H129V20H131V23H130V21L128 20V22L127 21H125V18L123 17V16H121L119 19H124V20H119L120 22H122V24L123 25H125V23H127L126 24V27L127 26H130L129 28H133V30H135V29H138L139 28V30H135L136 32H138V31H140V30H149V29H152V30H155L153 27L156 25V24H153V20L154 21H156V19L158 18L157 16H160L159 15V13L158 12H160L161 10H163L162 12L164 13L165 12V10H164V8L162 9V7H160L161 9H159V8H153V10L151 9L150 10V8H149V10L148 11H152L153 13L156 11V13H154L155 15H152L153 13L152 12H148L146 9H147ZM243 8V12L245 11V12H247V9L245 8V7H242ZM11 9H13V11L11 10ZM26 9V10H25ZM29 9V10H28ZM31 9V10H30ZM36 9H38V11L39 12H41V11H43V12H41V13H39L38 11H36ZM71 9V10H70ZM102 9V10H101ZM245 9V10H244ZM9 10V11H8ZM15 10L17 11V13L15 12ZM75 10V11H74ZM79 10V11H78ZM83 10V11H82ZM98 10V11H97ZM139 10V11H138ZM157 10H160V11H158L157 12ZM231 11H234V10H236L235 8L234 9H230ZM30 11V12H29ZM35 11H36V14H35ZM81 11V12H80ZM101 11V12H100ZM141 11V12H140ZM13 12H14V14H13ZM38 12V13H37ZM51 12H53V13H51ZM59 13L60 14V17H59V15L58 14H56V13ZM117 12H120V13H122L121 15H116V14H120V13H117ZM135 12V11H134ZM144 12L145 13H149L150 15V17L148 18V15L147 14H144ZM160 13V14H163V13ZM204 12L206 13V11L204 10ZM227 12H229V9H228V11ZM244 12V13H245ZM7 13L10 15V17L12 18H10L8 15H7ZM45 13V15H43ZM64 13V14H63ZM95 13V14H94ZM99 13H101V16L99 15ZM141 13H143L142 15H141ZM203 13V12H202ZM6 14V15H5ZM16 14V15H15ZM18 14V15H17ZM30 14H31V16H30ZM33 14V15H32ZM39 14H41V15H39ZM46 14H47V16L48 17H46ZM64 15V17H61V16H63ZM81 14V15H80ZM156 14H158V15H156ZM165 14H167V12L166 13H164V15H162V17L160 18L159 17V19H158V21L160 20V19H162V20H160V23H164V24H166V25H164L163 23L160 25V27H162L161 29H160V27H157L160 31L162 30V31H164V32H162V33H160L159 32V30L156 28V26H155V28H156V30H157V32L159 33V34H161V35H159L157 32V34L161 37V38H159V36L158 35H155V37L153 36L155 33H153V32H155V31H150V33H153L152 34V37L153 38H149V36H151V34H149V36H147L148 38H147V41H148V43H149V41H150V47H149V44H148V46L147 45H144L146 48L148 47L149 49L152 47V46H158L157 44L159 43V46H158V48L160 47V44H161V47L163 48V43H164V41H170L171 42V40L172 39H167V38H165V36H166V34H165V32L168 34V31H170L171 29H169L170 27V22H167L166 23V20L168 19V14L165 16ZM20 15V16H19ZM35 15V16H34ZM39 15V16H38ZM51 15V16H50ZM54 15H56V17H54ZM96 15V16H95ZM99 15V16H98ZM147 15V16H146ZM152 15V16H151ZM204 15V14H203ZM8 16V17H7ZM16 16V17H15ZM24 17L23 19V21L21 20V18L22 17ZM29 16V17H28ZM34 16V17H33ZM37 16V17H36ZM41 16H43V17H46V18H49V19H46V18H43V17H41ZM68 16V17H67ZM78 16L80 17L81 16V18H78ZM118 16V17H117ZM153 16H155V17H157L156 19H154V17ZM165 16V17H164ZM168 16V17H167ZM200 16V17H199ZM19 17H20V19H19ZM31 17H33V19L31 18ZM41 17V18H40ZM51 17H52V19H51ZM58 17V18H57ZM74 17V18H73ZM98 17L100 18V19H98ZM152 17V18H151ZM163 17H164V19H166V20H164L163 19ZM198 17H199V19H201L202 18V14H198ZM7 18H10V19H7ZM13 18H15V19H17L18 21H17V23H16V25H20L21 26V28H20V26L18 27V26H15L14 24H13V21L12 20H15V19H13ZM26 18H28V19H31V21H29L28 19H26ZM60 18H63V19H60ZM78 18V19H77ZM87 18V19H86ZM126 18V19H127ZM130 18V17H129ZM170 18V17H169ZM40 20V22L42 23H40L38 20ZM44 19V20H43ZM55 19V20H54ZM58 19V21H56ZM76 19V20H75ZM85 19H86V21H85ZM89 19V20H88ZM150 19H152V20H150ZM4 20V21H3ZM19 20H20V23H19ZM34 20V21H33ZM41 20H43L45 23H46V25H48V27L47 26H45L44 27V22L43 21H41ZM48 20V21H47ZM50 20H53V21H50ZM60 20V21H59ZM66 20H68V22L66 21ZM72 20H73V23H72ZM77 20H78V22H77ZM118 20V19H117ZM147 20H150V22L149 21H147ZM12 21V22H11ZM16 21V20H15ZM15 21H14V23H15ZM24 21H25V23H24ZM29 21V22H28ZM50 21V22H49ZM61 21H62V23H61ZM64 21H65V23H64ZM76 21V22H75ZM92 21H94V22H92ZM125 21V22H124ZM147 21V22H146ZM162 21V22H161ZM167 21H169V20H167ZM7 22H10V23H8L7 24ZM21 22H22V24H21ZM34 23V25H33V23ZM39 22V24H37V23ZM49 22V23H48ZM71 22V23H70ZM82 22V23H81ZM100 22V23H99ZM188 22V21H187ZM6 23V24H5ZM23 23L24 24H27V23H30V24H28V27H27V25H23ZM53 23H54V25H53ZM55 23H57V24H55ZM76 23H77V25H76ZM88 25H87V24ZM103 23L105 24V21L103 20ZM155 23V22H154ZM3 24H5V26H3ZM10 24H12V25H10ZM32 24V27H30L29 25H31ZM51 24L53 25V27L51 26ZM58 24H61V25H59L58 26ZM63 24V25H62ZM74 24V25H73ZM79 24H81V25H79ZM150 24H152V25H154V26H152V25H150ZM41 25H43V28H42V26ZM76 25V26H75ZM163 25L165 26V27H163ZM12 26H14L13 28H12ZM37 26V27H36ZM38 26H39V28H40V30H38L39 28H38ZM50 26V27H49ZM55 26H57V27H55ZM105 26V25H104ZM3 27V28H2ZM17 27V28H16ZM30 27V28H29ZM55 27V28H54ZM82 29H81V28ZM84 27H85V30H84ZM7 28V29H6ZM24 28V29H23ZM32 28V29H31ZM36 29V31H35V29ZM47 28V29H46ZM50 28H51V31H50ZM57 28V29H56ZM80 28V29H79ZM96 28H97V30H96ZM128 28V27H127ZM148 28V29H147ZM166 28V29H168V31H166V29L164 30V29ZM10 29L12 30V32H10ZM15 29V30H14ZM20 29V30H19ZM21 29L23 30V31H21ZM27 29H28V31H27ZM34 29V30H33ZM49 29V30H48ZM73 29V30H72ZM89 31H88V30ZM198 28L196 27L194 30H193V34L195 33V35H193L194 37V43L192 44V48H193V51H192V53L193 52H195V49L197 50L196 52H195V55L194 56H192V54H191V50H192V48H187V49H189V50H187V49H185L184 51H182V52H185L184 54H182V57L183 58H185L186 59V61L182 58V57H180V59H181V61L178 63V65L183 61V65H182V63H181V66H186L187 68H189V69H187V68H185V70L187 69V71L189 70V71H192V69H193V71L190 73L189 71H188V73H187V71L185 72L187 75H189V76H187V79L189 78V77H191L190 79H188L189 81L190 80H192L193 79V77L194 76H197V74H198V70L196 71L197 72V74L194 72V70H196V68L198 69V66L200 67L201 66V62H199V59L198 58H200L201 56H197V55H199L200 53H203L204 51H203V46H204V41H205V39H207V37L206 38H204V36L202 37V34L203 33H201V31L198 29ZM4 30H6V31H4ZM18 30H19V32H18ZM31 30V31H30ZM45 30H47V31H49L50 33H51V36L49 37V35L47 34L48 32L47 31H45ZM53 30V31H52ZM61 30V31H60ZM82 30V31H81ZM4 31V32H3ZM7 31H9V32H7ZM15 31V32H14ZM30 31V34H28V32ZM37 31H39V32H37ZM41 31V32H40ZM42 31H43V33H42ZM56 31V33H54ZM63 31V32H62ZM88 31V32H87ZM196 31H200V35H201V37L199 36V34H196L197 32ZM14 32V33H13ZM21 32H23V33H21ZM34 32V33H33ZM35 32H36V34H35ZM45 32V33H44ZM47 32V33H46ZM58 32V33H57ZM60 32V33H59ZM64 32H66V33H64ZM78 32V33H77ZM189 32H191V31H189ZM5 33V34H4ZM9 33V34H8ZM11 33V34H10ZM16 33H18V34H16ZM19 33H20V35H19ZM27 34V38H26V35H24V34ZM32 33V34H31ZM40 33V35L42 34V36H44V37H42V36H40V35H38ZM49 33V34H50ZM62 33V34H61ZM68 33V34H67ZM73 33H75V35L73 34ZM82 33V34H81ZM118 33V34H117ZM116 33V30H113V32L111 33V32H106V35H109V36H107V37H110V39L112 38V40H114L115 39V43H117L118 45H116L117 46V48H116V46H115V48H114V45L113 44H111L112 46H113V48L114 49H110V46L108 45V47L109 48H107V46H106V48H104V52H102V54H100L99 55V57H100V59L102 58V56L104 57V59H105V57L107 58V56L109 55L110 56V54L112 55V57L110 58L109 56H108V59H106V60H103V58H102V61H103V63H111L110 62V60H112V62L113 61H115L114 59H112V58H114L113 56H114V53H116V52H114L115 51V49L116 50H118V51H120V52H122V54L120 53V55H119V57L116 59V61L115 62H122V57H123V59L125 58V55H124V53H126V56H128V54H129V52H128V54H127V52H126V49H124L123 50V46H120L119 44H121L122 45V43H121V36L122 35H120L119 34V32H117ZM9 35V38H8V35ZM13 34H14V36H13ZM16 34V35H15ZM22 34V35H21ZM35 34V35H34ZM44 34V35H43ZM45 34H47V37H46V35ZM65 34H67V35H65ZM111 34V35H110ZM115 34L117 35V36H115ZM146 33H144V35H145ZM165 34V35H164ZM3 35V36H2ZM5 35V36H4ZM32 35H34L33 37V40L32 41H35V43L34 42H32L31 41V39H32ZM39 37H38V36ZM59 35H60V37H59ZM95 35V36H94ZM164 35V36H163ZM191 35V34H190ZM7 36V37H6ZM10 36H11V38H10ZM16 36V38H14ZM19 36H22V37H20L19 38ZM24 36V37H23ZM31 36V37H30ZM67 36V37H66ZM75 36V37H74ZM76 36H77V38H76ZM90 36V37H89ZM113 36V37H112ZM114 36H115V38H114ZM118 36H120V37H118ZM189 36V35H188ZM195 36H197V42H196V37ZM4 37H6V39H7V41H1V39L3 38V40H6ZM53 37V38H52ZM55 37H57V38H55ZM64 37H66V38H64ZM98 37V38H97ZM120 38V39H118V41H117V38ZM158 37V38H157ZM163 37V38H162ZM166 37H169L168 35L166 36ZM186 37V36H185ZM199 37H200V39H199ZM18 38V39H17ZM31 38V39H30ZM35 38L36 39H38V40H35ZM40 38H42V39H40ZM46 38V39H45ZM49 38V39H48ZM55 38V39H54ZM75 38V39H74ZM96 40H95V39ZM157 38V39H156ZM177 38V37H176ZM183 38V39H182ZM187 38V37H186ZM186 38H184V37H178V39L177 40H175L174 42H173V44H175V45H177L176 43H179L180 41L181 42H183V40L185 39L186 40ZM9 39H10V41H9ZM20 39H24V41H25V39H26V41L25 42H21V41H23V40H20ZM53 39H54V42H53ZM59 39H60V41H59ZM70 39V40H69ZM124 39H126V38H123V40ZM148 39H150V40H148ZM160 41H159V40ZM167 39V40H166ZM182 39V40H181ZM14 40L16 41V43L14 42ZM18 40H20V41H18ZM40 40H42V41H40ZM61 40H62V42H61ZM72 40H73V42H72ZM76 40V41H75ZM83 40V41H82ZM152 40H154L155 41V43H152ZM13 41V42H12ZM46 41V43H45V45L44 46H46V48L44 47L43 48V45L42 46H40L41 44L39 43V42H42V44H44V42ZM52 42V44L54 45V46H52V44L50 45V44H48L47 45V42ZM59 43H58V42ZM66 41H70V42H66ZM140 41V40H139ZM147 41H145V44H147ZM153 41V42H154ZM159 41V42H158ZM176 41H178V42H176ZM186 41H188V40H186ZM184 42V43H182L183 44V46L184 47H187V46H189V44H188V42ZM231 41L232 40H230V42H229V40H227V42H226V44H229V43H231ZM18 42H21L19 45H18ZM31 42V43H30ZM48 42V43H49ZM56 42V43H55ZM84 42V43H83ZM114 42H112V43H114ZM120 42V43H119ZM161 42V43H160ZM196 42V43H195ZM11 43H13V44H11ZM15 43V44H14ZM29 43H30V45H29ZM33 43V44H32ZM39 43V44H38ZM64 43H65V45H64ZM114 43V44H115ZM153 45H152V44ZM6 44V45H5ZM16 44L18 45V46H16ZM27 44V46L28 47H26V48H24L25 47V45ZM70 44V45H69ZM180 45H181V43H179ZM179 44H178V46H179ZM8 45H10V46H8ZM13 45V46H12ZM32 45V46H31ZM34 45H35V47L37 48H35L34 47ZM50 45V46H49ZM69 45V46H68ZM99 45V46H98ZM126 45V44H125ZM141 45H143L142 43H137L136 44V46L137 47H140L141 48ZM193 45H194V47H193ZM197 45H199V46H197ZM8 46V47H7ZM20 46V47H19ZM39 46H40V49H39ZM52 46V47H51ZM56 46H57V48H56ZM82 46H83V48H82ZM95 46V47H94ZM112 46H111V48H112ZM120 48H119V47ZM182 45L180 46L181 48L183 47ZM5 47V48H4ZM10 47H13V48H11V51H8V50H10ZM23 47V48H22ZM30 47V51H29V48ZM32 47H34V48H32ZM56 48V49H54V48ZM65 47V48H64ZM160 47V48H161ZM172 48H176L177 46H174L173 47V45L171 46ZM191 47V46H190ZM195 47H199V49H201V52L198 50V48H195ZM226 47H230V46H226ZM2 48H4L3 50H2ZM7 48V50H5ZM22 49V51H21V49ZM49 48V49H48ZM63 48V49H62ZM82 48V49H81ZM121 48H122V51H121ZM181 48H179V47H177L174 51L176 52H178V50L180 51L181 50ZM13 49V50H12ZM16 49V50H15ZM19 49V50H18ZM31 49L32 50H34V51H31ZM41 49L42 50H44V52L43 51H41ZM46 49V50H45ZM68 49V50H67ZM86 49V50H85ZM105 49H108L109 51H110V54H106V53H109V51L108 50H106L107 52H105ZM183 49V48H182ZM24 50V51H23ZM28 50V51H27ZM36 50V51H35ZM41 52H40V51ZM47 50H48V52H47ZM51 50H53L52 51V53H51ZM136 50V49H135ZM138 50L139 49H137V52L136 51H131L132 53H133V55L134 56H137V59H140L139 61L141 62V61H143V59L142 58H140L142 55H143V51H140L139 50V53H142V54H139L138 53ZM162 50V49H161ZM23 52V53H20V52ZM50 51V52H49ZM64 53H63V52ZM68 51V52H67ZM93 53H92V52ZM114 53H113V52ZM190 53H189V52ZM5 53V54H3V53ZM8 52V53H7ZM11 52H13V53H11ZM30 52L34 55H37L36 57H37V61L35 60L36 58H33V55H31L30 54ZM36 52H37V54H36ZM45 52H47V53H45ZM59 52V53H58ZM66 52V53H65ZM87 52V53H86ZM112 52V53H111ZM187 52V53H186ZM198 52H200V53H198ZM26 53V54H25ZM40 53L42 54V55H40ZM58 53V54H57ZM61 53V54H60ZM105 53V55H103ZM167 53V54H166ZM165 53V55L166 56H170V54H169V52H166ZM197 53V54H196ZM3 54V55H2ZM8 54H9V56H8ZM13 56V57H11V55ZM14 54H17V55H14ZM19 54H21L20 56H18ZM39 54V55H38ZM48 54H50L51 55V57H50V55H48ZM55 54H56V56H55ZM137 54V55H136ZM186 54V57H184V55ZM187 54H189V55H191V56H187ZM194 54V53H193ZM24 55H27V56H29V57H25ZM35 55H34V57H35ZM44 55V57H42ZM53 55H54V57H53ZM61 55V56H60ZM132 54H130V56L132 57L133 56ZM138 55H141V56H139L138 57ZM201 55V54H200ZM7 56V57H6ZM18 56L20 59H18V65L16 64L17 62L16 61H12V60H16V57ZM21 56H24L25 58H27V59H25L24 57H21ZM31 56V57H30ZM58 56V57H57ZM61 57V59H60V57ZM93 56V57H92ZM130 56L128 57V58H130ZM133 56V57H134ZM181 56V55H180ZM82 57V58H81ZM120 57H121V59H120ZM192 57H195V58H197V60L195 59V58H193L194 60L193 61H191L192 59ZM21 58H23L24 59V64L26 65H24L23 64V59H21ZM40 58V59H39ZM42 58V59H41ZM47 58V59H46ZM48 58H50V61H49V59ZM84 58V59H83ZM96 58V59H95ZM110 58V59H109ZM188 58L190 59V60H188ZM2 59V60H1ZM4 59V60H3ZM30 59V60H29ZM44 59V60H43ZM46 59V60H45ZM121 60V61H119V60ZM126 59H127V57H126ZM131 59V58H130ZM134 61H137V59L134 57ZM167 59V58H166ZM166 59H164V60H166ZM22 60V61H21ZM43 60V61H42ZM82 60V61H81ZM109 62H108V61ZM195 60L198 62V66L196 65L197 63L195 62ZM3 61V62H2ZM12 61V62H11ZM21 61V62H20ZM31 61H32V63L33 64H31ZM35 61V62H34ZM49 61V62H48ZM55 61V62H54ZM81 61V62H80ZM190 63H189V62ZM6 64H5V63ZM11 62V63H10ZM16 62V63H15ZM20 62V63H19ZM27 62H28V65H27ZM46 64H45V63ZM77 62H79V63H77ZM86 62H88V63H86ZM98 62V63H97ZM161 62V63H160ZM159 63H160V66L159 67H156L157 69H154L153 67L151 68V70H154V72H156L157 73V71H159L160 70V67H162L161 65H162V62H163V60L162 61H160ZM185 62V63H184ZM206 62V61H205ZM38 63V64H37ZM42 63H43V65H42ZM56 63H58V64H56ZM61 63V64H60ZM70 63H72V64H70ZM164 63V62H163ZM193 63H196L195 65H192ZM207 63V62H206ZM19 64H21L22 66L20 67V65ZM35 64V66L36 65H38V66H36V67H39L38 69L35 67V66H32V67H30L31 65H34ZM81 66H80V65ZM188 64H190V65H188ZM42 65V66H41ZM71 65H73V66H71ZM79 65V66H78ZM206 65V64H205ZM15 66V67H14ZM18 66V68H17V71L15 70L16 69V67ZM25 66V67H24ZM51 66H53V67H51ZM71 68H70V67ZM76 66V68H74ZM83 66V67H82ZM158 66V65H157ZM193 66L195 67V66H197V67H195V69L193 68ZM20 67V68H19ZM35 67V68H34ZM56 67V68H55ZM171 67V68H170ZM225 67H227V65H225L223 68L225 69H223V71L224 72H227L228 71V67L227 68H225ZM8 68V69H7ZM30 68H31V70H30ZM34 68V69H33ZM68 68H70V69H68ZM78 68H80V69H78ZM3 69V70H2ZM12 69V70H11ZM20 69V70H19ZM24 69V70H23ZM45 71H44V70ZM75 69H76V71H75ZM81 69H84V70H81ZM165 69V68H164ZM173 69V66H169V68L168 69H166L167 71L169 70V71H171ZM207 69H208V71H209V68L207 67ZM206 69V70H207ZM215 69V68H214ZM222 69V68H221ZM6 72H5V71ZM23 72H22V71ZM27 70V71H26ZM38 70V71H37ZM49 70H50V72H49ZM56 70V71H55ZM60 70V71H59ZM150 70V71H151ZM155 70H157V71H155ZM227 70V71H226ZM20 72V74L18 73L17 74V72ZM25 71V72H24ZM33 73H32V72ZM63 71V72H62ZM67 71V72H66ZM73 71H74V73H73ZM166 71V72H167ZM13 72V73H12ZM22 72V73H21ZM58 72V73H57ZM65 72V73H64ZM73 74H72V73ZM84 72V73H83ZM153 72V73H154ZM165 71H164V74L166 73ZM4 73V74H3ZM6 73V74H5ZM12 73V74H11ZM30 73H32V74H30ZM52 73V74H51ZM61 73V74H60ZM69 73H70V76H69ZM82 73V75H83V77H82V75H80ZM151 73H152V71H151ZM156 73H154L153 75H151L152 76V79L151 80H154L155 78H157L156 76H158ZM28 74V75H27ZM35 74V75H34ZM40 74V76H38ZM42 74H43V77H42ZM44 74H46V75H44ZM48 74V75H47ZM50 74V75H49ZM155 74H156V76H155ZM193 74H195V75H193ZM3 75H5V76H3ZM51 75H52V77H51ZM72 75H74L75 77L77 76L80 80V82H78V78H75L74 76H72ZM193 75V76H192ZM3 78H2V77ZM7 76V77H6ZM20 76V77H19ZM36 76V77H35ZM48 76H49V78H48ZM61 76V77H60ZM154 76V77H153ZM18 77V78H17ZM26 77H27V79H26ZM30 77H31V82H33V86L34 87H32V83L30 82ZM41 77V78H40ZM46 77V78H45ZM54 77H56V78H54ZM72 77V78H71ZM20 78V79H19ZM32 78H34V79H32ZM41 79V82L43 81V79H47V80H44L45 81V83H44V81H43V83L44 84H42L41 82H40V79ZM53 78V79H52ZM60 78V79H59ZM67 78V79H66ZM74 78V79H73ZM83 80H82V79ZM89 78V79H88ZM151 78V77H150ZM195 78V77H194ZM3 79V80H2ZM39 79V80H38ZM58 79V80H57ZM69 79V80H68ZM75 79H77V80H75ZM158 79V78H157ZM5 80V81H4ZM26 81V83H24L25 81ZM33 80V81H32ZM66 80V81H65ZM70 80H74V82L73 81H71L70 82ZM194 80V79H193ZM192 80V81H193ZM11 83H10V82ZM16 81H18V82H16ZM46 81H47V84H46ZM57 81V82H56ZM69 81V82H68ZM16 82V84H15V86H17L16 88L14 87V83ZM27 82H29V84L27 83ZM36 82H38V83H36ZM50 82V83H49ZM68 82V83H67ZM76 82H77V84H76ZM89 82V83H88ZM19 83V84H18ZM22 85H21V84ZM23 83H24V85H23ZM68 84V85H66V84ZM80 83V85H78ZM11 84V85H10ZM26 84V85H25ZM30 84H31V88H33V89H31L30 88ZM38 84H39V86L41 87V88H43V89H41L40 88V90L38 89L39 88V86H38ZM52 84V85H51ZM58 86H57V85ZM72 84V85H71ZM75 84V85H74ZM7 85V86H6ZM8 85H9V87H8ZM20 85V86H19ZM46 85V86H45ZM48 85V86H47ZM54 85V86H53ZM73 86V87H71V86ZM1 86H2V88H1ZM11 86V87H10ZM13 86V87H12ZM21 86H24V88L23 87H21ZM38 86V87H37ZM44 86V87H43ZM64 86V87H63ZM66 86V87H65ZM68 86V87H67ZM77 86H80L79 88H77ZM89 86V87H88ZM6 87V88H5ZM37 87V88H36ZM48 88V91L46 90L47 88ZM52 87H56V89H54V88H52ZM64 89H63V88ZM78 89H76V88ZM4 88V89H3ZM8 88V89H7ZM10 88V89H9ZM50 88L52 89V90H50ZM59 88V89H58ZM67 88V89H66ZM4 91H3V90ZM14 89H15V91H14ZM20 89H21V91H20ZM23 89V90H22ZM27 89H29V90H27ZM35 89H37V90H35ZM44 89H45V94L46 95H48L47 97H46V95H44V93H40V92H44ZM71 89H73V91L71 90ZM75 89V90H74ZM39 90V91H38ZM54 90V91H53ZM67 91V93L68 94H66V91ZM77 90V91H76ZM8 91H9V93L10 92H12V93H10V94H8ZM22 91H23V93H22ZM24 91H25V93H26V97H25V93H24ZM27 91V92H26ZM28 91H29V94H31V96L33 97H31L29 94H28ZM34 91V93H33V95H32V93L31 92H33ZM35 91H38L40 94H42L41 96L40 95H38V92L36 93ZM52 91V93H50ZM62 91H64L65 93H63ZM15 92H17V93H15ZM48 92V93H47ZM53 92H55V93H53ZM58 92V93H57ZM65 94L66 95V97L62 94ZM79 92V93H78ZM2 93H4V94H2ZM14 93V94H13ZM19 93V94H18ZM60 93L62 94V95H60ZM77 93V94H76ZM10 95V97H12V96H14V98H9V96L8 95ZM37 94V95H36ZM51 94V95H50ZM52 94H54V95H52ZM5 95V96H4ZM12 95V96H11ZM15 95H16V97H15ZM19 95H20V97H22V98H20L19 97ZM57 95V96H56ZM77 95V96H76ZM25 97V99H24V97ZM38 96V97H37ZM42 98V100H40L41 98ZM49 96H51V97H49ZM56 96V97H55ZM58 96H60L62 99L60 100V97H58ZM75 96V97H74ZM5 97V99H3ZM17 97H19V98H17ZM28 97V98H27ZM57 98V100L55 99V98ZM6 98H9V100L8 99H6ZM16 98V99H15ZM30 98V99H29ZM31 98H32V100H31ZM36 98V99H35ZM58 98H59V100H60V102L61 103H59V101H58ZM67 98V99H66ZM10 99H11V101H10ZM18 99V100H17ZM19 99H23V101H21L20 100V102L21 103H19ZM48 99V100H47ZM51 101H50V100ZM64 99H66V100H64ZM5 102H4V101ZM7 100V101H6ZM15 100H17L16 101V106L14 105V107H13V105L12 104H15ZM24 100H25V102H24ZM36 100H38V102L40 103L41 101V104H39V103H37V101ZM54 100V101H53ZM72 100V101H71ZM74 100V101H73ZM35 102V103H32V102ZM44 101V102H43ZM47 101L49 102V103H47ZM58 101V102H57ZM62 101H63V105H62ZM66 101H68L69 103H71V105L69 104L68 105V102H66ZM10 102H11V105H9L10 104ZM22 102H24V104L22 103ZM30 103V106H28L29 104L28 103ZM52 102H55V104L54 105H52L53 103ZM82 102V103H81ZM9 103V104H8ZM19 103V104H18ZM34 104V105H32V104ZM42 103H44L43 105H42ZM56 103H59V104H57V105H59V110L60 109H62V111L60 112L59 110H58V106L56 105ZM67 103V104H66ZM6 104V105H5ZM37 104V105H36ZM50 105V108L52 107V109L54 110V112H53V110H50L49 112H51L50 114L48 113V112H46L47 111V109L49 108V105ZM8 105V106H7ZM21 105V106H20ZM26 106V108L27 109H25V108H22V107H25ZM41 105V106H40ZM52 105V106H51ZM55 105H56V107H55ZM67 105V106H66ZM32 106H33V108L35 109H33L32 108ZM44 107V108H41V107ZM48 106V108H46V107ZM62 106V107H61ZM4 107H8L9 109H7L6 108V110L9 112V114L7 113V111L5 110V108ZM10 107H12L11 108V110H10ZM18 107H21L22 109H18L17 110V108ZM29 107V108H28ZM68 107V108H67ZM73 107V108H72ZM55 108V109H54ZM14 109H16L17 111H14ZM37 109V110H36ZM65 109H68V110H65ZM2 110H4V111H6V113L4 112V111H2ZM10 110V111H9ZM25 112H23V111ZM29 110V111H28ZM32 110V111H31ZM40 110V111H39ZM42 110H43V112L45 111L46 112V116H42V115H44L43 114V112H42ZM59 111L60 113H62V112H64L63 113V115H65V116H63L62 114H61V116H63V118L64 117H66L67 116V120L66 119H64V121L66 120V123H64V124H61L62 125V127H59V122H57L58 120H57V116H58V114L60 115V113L59 112H57V111ZM2 111V112H1ZM37 113H36V112ZM55 111H56V116L55 115H53L54 113H55ZM11 112H13V113H11ZM17 112V114H15V113ZM20 112V113H19ZM32 113L31 115L29 114V113ZM39 112H41V117H44L43 119L41 118V117H39L40 115H39ZM2 113H4V114H2ZM11 113V114H10ZM22 113H24L23 115H22ZM36 113V114H35ZM48 113V114H47ZM20 114V115H19ZM29 114V115H28ZM33 114L34 115H36L37 116V118H36V116H33ZM7 115V116H6ZM10 115H11V120H9V121H6V120H8L9 119V117H10ZM18 116V118L19 117H21V115H22V118H19L20 119V121L18 122V124L20 123V127H18L19 125L17 124V116ZM47 115L49 116V117H47ZM50 115H52V116H55V117H51ZM70 115V116H69ZM72 115V116H71ZM9 116V117H8ZM27 116V117H26ZM32 118H31V117ZM61 116L59 117L60 119H61ZM5 117V118H4ZM14 119H13V118ZM24 117V118H23ZM25 117H26V119H25ZM33 117H35V118H33ZM50 117H51V119H50ZM3 118H4V120H3ZM8 118V119H7ZM49 120H52V119H55V120H52V121H49V122H47L48 121V119ZM13 119V120H12ZM16 119V120H15ZM23 119V120H22ZM28 119H29V122H27L28 121ZM31 119H34V121L33 120H31ZM46 120V121H42V120ZM59 119V120H60ZM14 120H15V122H14ZM24 120H26V122H23ZM38 120V121H37ZM41 120V124L40 125H38V123H40L39 121ZM57 120V121H56ZM70 120V121H69ZM1 121H3V122H1ZM4 121L6 122V123H4ZM36 121V123H34L33 124V122H35ZM54 121H56V124L57 125H53V126H51L52 124L51 123H53ZM63 121V120H62ZM7 122H11L10 124H8V126H7ZM16 123V124H14V123ZM21 122H23V123H21ZM38 122V123H37ZM46 122L48 123L47 125H49V126H51V128L49 127V126H47V128L49 127L50 128V130H52V128H55V130L53 129V131H51L52 132V134H50L51 132H49L50 130L48 129V131H47V128L45 129V127H43V126H46ZM28 123H32L31 125H32V127L30 126V124H28ZM43 123V124H42ZM55 123V122H54ZM63 123V122H62ZM67 123H69L68 125H67ZM12 124H14V125H12ZM24 124V125H23ZM26 124V125H25ZM27 124H28V127H27ZM36 124V125H35ZM7 126V128H6V126ZM13 126V128H11V126ZM23 125V126H22ZM38 125V126H37ZM60 125V126H61ZM15 126V127H14ZM16 126H17V128H16ZM54 126H56V127H54ZM24 127H26V128H24ZM33 128V129H31V128ZM37 129H36V128ZM40 127H42V130H44L45 131V133H46V131H47V134H48V136L45 134L44 135V131H42L41 132V134L39 133L40 131L39 130H41V128ZM3 128H4V132H3ZM7 130H6V129ZM12 129V131L10 130V129ZM15 128H16V130H15ZM19 128H21V130H23V131H19ZM40 128V129H39ZM44 128V129H43ZM59 128H63V129H59ZM9 129V130H8ZM14 129V130H13ZM28 129H30V130H28ZM36 131H35V130ZM57 129V130H56ZM59 130V131H58ZM62 130V131H61ZM11 131V132H10ZM14 131V132H13ZM25 131H26V133H25ZM31 131H33L34 133L35 132H37L36 134H37V137H35V135H34V133L32 132L31 133ZM57 131H58V133H57ZM61 131V132H60ZM6 132H7V134H6ZM15 132H18L17 134H21V136H24V137H22L21 138V136H17L16 135V133ZM11 133V134H10ZM15 133V134H14ZM27 133H28V135H27ZM55 133V134H54ZM9 134V135H8ZM23 134V135H22ZM29 134H31V135H29ZM33 134V135H32ZM50 134V135H49ZM63 134V135H62ZM5 135H6V138H5ZM10 135H12V137H9ZM13 135H15V136H13ZM39 135H41V137H38ZM43 135H44V137H43ZM28 136H29V138L31 137V136H34V137H31L32 138V141H31V139H29L28 138ZM46 136V137H45ZM51 136H52V138H51ZM18 137H20V138H18ZM49 137H50V139H53V142H54V144H56V146L55 145H52V140H48L49 139ZM12 140H11V139ZM14 138V139H13ZM40 138V139H39ZM21 139H22V141H21ZM37 139V140H36ZM43 139H45V140H43ZM16 140H18V141H16ZM27 140V141H26ZM30 140V141H29ZM46 141V142H48V144L45 142V144L47 145V147H45L46 145L45 144H43L44 142H38V141ZM13 143H12V142ZM16 143H15V142ZM24 141H26V142H24ZM35 141H36V143H35ZM51 141V142H50ZM6 142H9L10 143V145L13 147H11V146H9V144L7 143L6 144ZM22 142V143H21ZM26 144H24V143ZM29 142H31V143H29ZM29 143V144H28ZM4 146H3V145ZM14 144L16 145L17 144V147L15 146L14 147ZM22 144H24L25 146H27V147H25L24 145H22ZM33 144V145H32ZM36 144V146H37V144H38V146L36 147H34V145ZM41 144V145H40ZM51 144V145H50ZM8 145V146H7ZM21 145V146H20ZM31 147H30V146ZM45 145V146H44ZM24 148H23V147ZM32 146H33V149H32ZM55 146V147H54ZM9 147H11V148H8ZM45 147V151L43 150V148ZM16 150H15V149ZM19 148V150H17ZM57 148V149H56ZM12 149V150H11ZM25 149V150H24ZM29 149H31V150H29ZM52 149H54L53 151H52ZM16 151V155H15V151ZM49 150V151H48ZM11 151H13V153L11 152ZM47 151V152H46ZM20 152V153H19ZM50 152H53V153H50ZM8 153H11L12 154V156L13 155H15L14 157H11V156H7V154ZM4 154H5V156H4ZM11 154H9V155H11ZM49 154V155H48ZM23 155L25 156V154L23 153ZM7 156V157H6ZM16 156H17V158L19 157V159H17L16 158ZM54 157H56V156H54ZM47 158V159H46ZM54 160H53V159ZM23 159H25L24 157H23ZM6 160V159H5ZM14 160V161H15ZM22 160V159H21ZM6 162V161H5ZM2 163V164H1ZM49 165H50V163H48ZM47 164V165H48ZM2 166V167H1ZM48 167V169L50 170L52 167H49V166H47ZM47 169V172L49 171ZM4 171V173H6L5 175H3V171ZM52 170V169H51ZM51 172L52 171H50V172H48L47 174H51ZM25 174L24 175H26V172H24ZM23 174V173H22ZM21 174V175H22ZM1 175H3L2 177H1ZM7 175V176H6ZM10 175H11V177H10ZM7 177L8 178V176H9V179H7V178H5V177ZM41 176H43L44 177V175H40V177H39V175L37 176V177H39V178H42V182H45L44 180H45V178H43V177H41ZM4 177V178H3ZM36 177V178H37ZM17 178V177H16ZM15 178V179H16ZM39 178H37L36 179V181L38 182V179ZM4 179V180H3ZM21 180H22V178H20ZM19 179V180H20ZM6 180V181H5ZM40 181V180H39ZM41 182V181H40ZM18 183V182H17ZM15 184V183H13V185H7V184H0V189H1V191L3 192V194L1 193V191H0V198H2V196H3V198L0 200V203L2 202V201H4V202H2L1 204H0V212H1V214H0V247H1V249L2 250H0V264H14V262H16L15 264H18L19 262V264H31V262H33L32 264H44V260H46V259H48V260H46L47 261V264L48 263H51V264H70V262L72 261V263L71 264H98V262H99V264L101 263V264H118V263H120V264H122L123 262H125V264L127 263V264H136V263H138L139 262V264H144V263H146V264H153V262H154V264H183V262H184V264H188V262H189V264H196V262H198V259H200V261L199 262H201V264L203 263V264H214L215 263V260L216 261H218L219 260V262L217 263L216 262V264H219L220 262V264H234L235 262H234V260H231L232 259V257H231V259H230V257L229 256H231L230 255V253L227 251V250H224L225 249V246H227L226 244L229 242V241H232V239L230 240L229 238H230V235L228 236L227 234H226V237L225 236H223V238L225 237V241L222 239V237H221V235L219 234V227H218V225H212V224H210L209 223V225H208V223H207V225L208 226H206V224L204 223L205 221H204V219L206 220V217H204V219L203 218H201L202 216H204V215H202V216H200V215H198V216H196L194 219H193V221L191 220V221H189L190 223H187V225L189 226H191V223L192 222H194V223H196V224H194V223H192V226H191V229L192 230H195V232L193 233L192 232V234L193 235H195L194 237L196 238V240H195V238L193 237V236H191L190 234H191V230H190V226L188 227L187 225H185L184 226V228H183V230L180 232V236L178 237V243L176 242V244H175V248H174V246H173V248L171 249H169V248H166L165 246H164V243H163V239H161V238H157L156 236H157V234H159L158 232H157V234H156V226H153V224H149V223H143L144 224V227L143 228H140V227H142V225L140 226V224L139 225H137L136 223L134 224V223H127V221H129L126 217H125V215L127 216V213L126 212H123V217H120V218H122V219H124V222H123V226L124 227H122V226H120L119 228H115L116 229V231H115V229H114V227L113 228H111V225L109 226L108 224H114V222H113V220L115 219V218H117V216H119V214H117V212L118 213H120V211H118L119 209V207H116V205L114 204L116 201H114V203L111 201V202H109V204H108V206H104L102 209H101V211L103 212H101L100 211V209L99 210H97L96 211V208H93V211H91V209H90V211L92 212L91 214L92 215H94L93 214V212H95L96 211V213L95 214H97V215H101V217H98L97 215H96V217L95 218H102V219H97V220H94V217L92 216V218H91V220L90 221H87V223H86V220H85V222H84V220L83 219H86V217L84 218V216L86 215V213H85V215H84V213H82V211H81V215L79 214V212L77 211V214H76V217L74 218V212L75 211H72L71 212V210H66V211H68V212H66L65 211V218H64V220L66 219H69V220H63L62 222L61 221H59L57 218H56V214H54L55 213V211H54V213H52V211H53V208L52 209H49V208H45V209H43V207H41V206H39V208H38V205H37V209L39 210V212H38V210H32L33 209V205H32V199H34V197L31 195V199L30 198H28L29 196H25L26 194H24L22 197H21V195L23 194V193H25V189L24 188H26V186L28 187V186H30V184H28V185H26V186H24V188L23 187H21V190L23 191H21V190H19V189H17V187H19L18 186V184ZM15 184V185H14ZM34 184V183H33ZM33 184H31V186L33 185ZM2 185H4V186H2ZM7 186V190H6V186ZM2 186V187H1ZM13 186L17 189L16 190V193H15V188L13 189ZM46 185H44V183H42L41 184V188H43L45 191H46V188L48 189V187L46 186ZM11 187V188H10ZM45 187V188H44ZM3 188H5V189H3ZM23 188V189H22ZM3 189V190H2ZM9 189H11V191H9ZM12 189H13V191H12ZM5 190H6V192H5ZM18 190H19V192L21 193H19L18 194ZM61 190V189H60ZM60 190H59V188H57L56 189V191H55V193L57 192V191H59L60 192ZM8 191L9 192H13V193H8ZM32 192H34V191H32ZM47 192V191H46ZM78 192V191H77ZM77 192L76 191H69V192H67V193H64L65 194V196L66 197H64V198H66L68 201H67V204H71V203H68V202H71V196H72V198L74 199V198H77V197H79L80 196V192H78V194H79V196H78V194H77ZM7 195H6V194ZM58 193V192H57ZM60 193H62V190H61V192ZM59 193V194H60ZM74 193H76V195L74 194ZM91 193H93V192H91ZM94 193H98L99 194V196H100V193L98 192V191H95ZM9 194H11V195H9ZM15 194V195H14ZM68 194H70V196H68ZM96 194H94V195H96ZM98 194H97V196H93V197H91V194H90V198H93V199H95V198H98ZM4 195H5V197H4ZM12 195H14V196H18L17 198H15L14 196H13V198H12ZM37 195H40L39 193H37ZM75 195V196H74ZM93 195V194H92ZM67 196H68V198H67ZM11 197V199L9 200V198ZM24 197H26V198H24ZM40 197V196H39ZM46 197H48V195L46 196ZM19 198V199H18ZM28 198V199H27ZM4 199H6V200H4ZM14 199V200H13ZM16 199H18V200H16ZM22 199H24V201L22 200ZM28 201H27V200ZM48 199V198H47ZM11 200H12V202H11ZM29 200L31 201L30 203H29ZM6 201V202H5ZM11 202V204H10V202ZM15 201V202H14ZM18 201V202H17ZM119 201V200H118ZM9 202V203H8ZM19 202H20V204H19ZM21 202H23V203H21ZM27 202V203H26ZM119 202H121V201H119ZM4 203H6L5 205H3ZM8 203V204H7ZM24 203H25V206H26V208L24 207ZM117 203V202H116ZM10 204V206H8ZM14 204V205H13ZM21 204L23 205V206H21ZM113 204V205H112ZM7 205V206H6ZM27 205L29 206V207H27ZM31 205V206H30ZM5 206V207H4ZM13 206V207H12ZM14 206H16V209H15V207ZM8 207H10V208H8ZM21 207H23L22 209L23 210H21L20 208ZM111 207V208H110ZM1 208H2V210H1ZM3 208H4V210L6 211V213L9 211L10 213H7V215H6V213L4 212V210H3ZM14 208V209H13ZM108 208V209H107ZM7 209H9V210H7ZM29 209H31L32 210V212H31V210H29ZM49 209V213H50V215H49V213H47L46 214V212H47V210ZM105 209H107V210H105ZM28 210V211H27ZM44 210H46L45 212H44ZM51 210V211H50ZM110 210V211H109ZM112 210H113V212H112ZM12 211V212H11ZM14 211V212H13ZM19 211V212H18ZM22 211V212H21ZM38 213H37V212ZM104 211H106V212H108V214H106V212H104ZM4 212V213H3ZM21 212V213H20ZM30 212V213H29ZM43 212V213H42ZM56 212H57V214L59 213V212H61L60 210H56ZM72 213V215H71V213ZM97 212H99V213H97ZM109 212H110V214L111 213H113V214H109ZM114 212H115V214H114ZM2 213L4 214V216L2 215ZM16 213V214H15ZM69 213V214H68ZM88 213H90V212H88ZM100 213H102V214H100ZM21 214V215H20ZM27 214H28V216H27ZM32 214H34V215H32ZM36 214H38V216L36 215ZM55 215L53 218H56L55 220H54V222H53V218H51L53 215ZM68 214V215H67ZM78 214L80 215L79 216V218L81 219V220H78V221H76V219L78 218ZM104 214H105V216H104ZM11 215L14 217V215L16 216V217H11ZM44 215H49V217H46V216H44ZM69 215L72 217H69ZM103 215V216H102ZM111 217H113L114 216V218H110V216ZM113 215V216H112ZM9 216V217H8ZM32 216H34V217H32ZM42 216V217H41ZM83 216V218H81ZM106 216H108V217H106ZM206 216V215H205ZM25 217V218H24ZM28 217H31V219L30 218H28ZM47 219H46V218ZM67 217V218H66ZM103 217H105L104 219H105V223L103 222V224H102V221H103ZM197 217H200L199 218V220H198V218ZM2 218L3 219H5V220H2ZM13 218V219H12ZM15 218H17V219H15ZM27 218V219H26ZM36 218H37V220H38V223L37 222H34L35 220H36ZM78 218V219H79ZM107 218V219H106ZM197 218V219H196ZM16 221H15V220ZM22 219V220H21ZM30 219V220H29ZM33 219V220H32ZM42 219V220H41ZM48 219H49V221L52 223L53 222V224L55 223V221L57 220V223H55V225H56V227H54L53 226V224H51V223H48L47 224V222H49L48 221ZM71 219H72V221H71ZM75 219V222H77L78 223V226H77V224H75L74 222H73V220ZM93 219V220H92ZM127 219V221H125ZM11 220V221H10ZM32 220V221H31ZM36 220V221H37ZM52 220V221H51ZM98 220L100 221V223H98ZM106 220H107V225H106ZM108 220H112L110 223H108L109 221ZM197 220V221H196ZM200 220H202V222L200 221ZM6 221H9V223L8 222H6ZM13 221H14V224L15 225H13ZM25 221V222H24ZM27 221H30V222H27ZM92 221V222H91ZM94 221V222H93ZM11 222V223H10ZM31 222H33V223H31ZM41 222H43V224L41 223ZM59 222H60V225H59ZM67 224H66V223ZM69 222V223H68ZM72 222V224H70ZM79 222H80V225H79ZM84 222V223H83ZM96 222L98 223V224H96ZM200 222V223H199ZM31 223V224H30ZM40 223H41V225H40ZM46 223V224H45ZM64 223V224H63ZM87 224V225H81V224ZM89 223V224H88ZM94 224V225H91V227H89L90 226V224ZM126 223H127V225H126ZM201 224L203 227H199L200 225H197V224ZM22 224V225H21ZM35 224H37V225H35ZM45 224V225H44ZM52 226H51V225ZM99 224H101L100 226V230L102 231V232H99V229L98 228H96L97 226L99 227ZM132 224H134V225H132ZM193 224H194V226H193ZM204 224H205V226H206V230H205V226H204ZM35 225V226H34ZM65 226V228L63 227V226ZM66 225H67V229L69 230V231H67L66 230ZM68 225H69V227H68ZM72 225V227L74 228L73 230H72V228L70 227ZM75 225H76V227H75ZM125 225H126V227H125ZM130 227H129V226ZM152 225V226H151ZM195 225H197L198 227L195 229ZM18 226V227H17ZM34 228H33V227ZM38 226V227H37ZM51 226V227H50ZM61 226V227H60ZM80 226V227H79ZM85 227V229L87 230H89L90 228H93V231L96 233H94L92 230L90 231L89 230V232H91V233H89L88 232V230H87V232L89 233V234H87V232H86V230L84 231V227ZM96 226V227H95ZM103 226H105V228H108V230L107 229H105V228H102ZM132 226V227H131ZM16 227V228H15ZM22 227V228H21ZM35 227H36V229H35ZM48 227V228H47ZM59 228V230L57 229V231H56V229H54V228ZM64 229H63V228ZM87 227H89V228H87ZM148 227V228H147ZM149 227H151L150 229H149ZM194 229H193V228ZM207 227H208V229H207ZM210 227V228H209ZM213 227V228H212ZM215 227V228H214ZM24 228V229H23ZM29 228H30V230L31 231H29ZM32 228H33V230H32ZM37 228H39V229H37ZM45 228V229H44ZM47 228V229H46ZM54 231V232H52V231H50L49 232V230H51V229ZM71 228V229H70ZM77 228V229H76ZM102 228V229H101ZM153 228V229H152ZM204 228V229H203ZM230 227H228V229H229ZM22 229V230H21ZM26 229V230H25ZM49 229V230H48ZM111 229H114V232H111V231H113V230H111ZM121 229V230H120ZM133 229V231H132V233L131 232H129V231H131V230ZM134 229H136L137 230V232H136V230H135V232H134ZM149 229V230H148ZM154 229H155V231H154ZM200 229L202 230L201 232H200ZM27 230H28V232H27ZM34 230H35V232H34ZM45 230H47L48 231V233H47V231L45 232ZM63 230V231H62ZM76 230H77V232H79V230H82V231H84V232H81L80 231V235H79V237H78V235L76 234ZM96 230V231H95ZM118 230H120V231H118ZM123 230V231H122ZM128 230V231H127ZM148 230V231H147ZM152 230V231H151ZM187 231V234H186V231ZM211 230H213V231H211ZM216 230H217V232H216ZM3 231V232H2ZM7 232V234H6V232ZM22 231V232H21ZM38 231V232H37ZM44 231V232H43ZM98 231V232H97ZM118 231V232H117ZM126 231V232H125ZM138 231H142L141 232V234H139L140 232H138ZM151 231V232H150ZM183 231H185V234H184V232ZM197 231V232H196ZM205 231V232H204ZM207 231H210L209 232V234H211V233H213V234H211V236L209 235H207L208 233H207ZM215 231V232H214ZM2 232V233H1ZM24 232V233H23ZM32 232H34V233H32ZM57 234H56V233ZM58 232H59V236H58ZM66 232H70V233H72V232H74V234H72V235H70V233L68 234V236L65 234ZM86 232V233H85ZM93 232V233H92ZM107 232H108V235H107ZM116 232V233H115ZM127 232L129 233V234H127ZM134 232V233H133ZM155 234H154V233ZM200 232V237H199V235L197 236L196 235V233L198 234ZM202 232H203V235H202ZM10 233V234H9ZM24 234V236H23V234ZM32 234V236H28V234ZM38 233H41L40 234V236H39V234ZM54 233V234H53ZM83 233H85V234H87V235H82ZM97 233L99 234L98 236H97ZM102 233H104L103 235H102ZM115 233V235L116 234H118V236H115V235H113ZM130 233H131V235H130ZM136 233V235H135V237H132V235L134 236V234ZM190 233V234H189ZM207 233V234H206ZM215 233V234H214ZM6 234V235H5ZM8 234H9V236H8ZM26 234H27V236H26ZM34 234H36V235H38V237L36 236V235H34ZM47 234V236H48V238H47V236H45ZM48 234H51V235H53V236H51L50 235V237H52L51 238V241H50V237H49V235ZM62 234H64L65 236H67V238L64 236V235H62ZM92 234V235H91ZM95 234V235H94ZM218 234V235H217ZM225 234V233H224ZM23 237H22V236ZM34 235V236H33ZM44 235V236H43ZM56 235H57V237H56ZM62 235V236H61ZM70 235V236H69ZM109 235H111V236H109ZM122 235V236H121ZM141 235V236H140ZM202 235V236H201ZM218 237V239L220 238V240L219 241H217L218 239L215 237ZM4 238H3V237ZM7 236V237H6ZM11 236V238H9ZM18 236V237H17ZM41 236H42V238H41ZM74 237V239H73V237ZM85 236H87V237H85ZM96 236V238H94ZM100 236H102V237H100ZM109 236V237H108ZM125 236H127L128 238H125ZM143 236V237H142ZM165 237H167L168 235L167 234H165L164 235ZM183 236H185V238H182ZM189 236H190V238H189ZM206 236V237H205ZM228 236V237H227ZM32 237V238H31ZM44 237V238H43ZM59 237H62V238H60L59 240H58V238ZM63 237H65V238H63ZM91 237V238H90ZM107 237H108V239H107ZM113 239H112V238ZM116 237V238H115ZM201 237H202V241L204 242H202L201 241ZM207 237H209V238H207ZM210 237L212 238L213 237V240H214V242H212L213 240L212 239H210ZM32 239V240H30V239ZM37 238V241L36 242H38V244L36 245L35 243V239ZM46 238H47V240H46ZM79 238H82V241L84 240V239H86V240H84L83 242L81 241V239H79ZM88 238V239H87ZM118 238H122L124 241H126V243H125V247L127 248V245H129V248H130V246H132L133 247V251H134V254H133V252L131 253V250H126L125 251V247H124V250H123V248H121V247H123L124 246V241L122 240V239H119L118 240ZM135 239V241L133 240V239ZM136 238H138V239H136ZM140 238H141V241H140ZM142 238H145V239H142ZM156 238V239H155ZM188 238H189V240L190 241H192L193 243L196 241V244H198L199 246H196V244L194 243V245L197 247H193V249L194 248H196V249H194V250H196L195 252H199L198 251V248H199V250H200V248H201V245H202V247H204V244H205V246H207V248H208V250H210V251H208L207 250V252H210V255H209V253H208V256H203L205 259H206V261L204 260V259H202V258H198V256L196 255V254H198V253H196L195 254V256H197V258L195 259V258H193L194 257V252L192 253V254H189V253H191L192 252V250L193 249H191L192 247H189L188 245H186V246H184L183 245V243L185 244V242L183 241V242H181L183 239H185V241L186 240H188ZM191 238H193V240L191 239ZM206 238V239H205ZM4 239H7V241L6 240H4ZM10 240V243H11V239H12V241H13V245L11 246V245H9V240ZM26 239V240H25ZM66 239V240H65ZM76 239V240H75ZM91 239H93V240H91ZM95 239V240H94ZM106 239V240H105ZM130 239H132V240H130ZM162 241H161V240ZM182 239V240H181ZM199 239V240H198ZM208 239V240H207ZM209 239H210V241H209ZM4 240V241H3ZM41 240V241H40ZM57 240V241H56ZM89 240L91 241V243L89 242ZM97 240V241H96ZM104 240V241H103ZM110 240H112V241H110ZM115 240V241H114ZM120 240L122 241V243L120 242ZM127 240H129L130 242H131V244L127 241ZM138 240V241H137ZM222 240L224 241V243L222 242ZM24 241V242H23ZM28 241V244L30 245L29 247H31L32 245V247H33V249L32 248H29L28 247V244H26V242ZM29 241L30 242H32L31 244L29 243ZM33 241H34V243H33ZM43 241V242H42ZM47 241H48V243H47ZM60 241H62V242H60ZM86 241H87V244H86ZM100 241V242H99ZM118 241V242H117ZM133 241V242H132ZM137 241V242H136ZM156 241V242H155ZM157 241H159V242H157ZM190 241H188V242H190ZM199 241V242H198ZM200 241H201V243L202 244H200ZM224 244H222L221 242ZM4 244H3V243ZM8 242V244L6 245V243ZM21 244H20V243ZM41 242V243H40ZM51 242V243H50ZM54 242V243H53ZM56 242V243H55ZM64 242V243H63ZM80 244H79V243ZM94 242H97V244L95 243V244H93ZM102 242V243H101ZM109 242V243H108ZM141 242V243H140ZM143 242H145V243H143ZM148 242H150V243H148ZM153 242V243H152ZM222 244V248H221V244ZM2 243V244H1ZM23 243V244H22ZM46 245V243H47V246L45 247V245ZM60 243H61V245H60ZM62 243H63V245H62ZM76 243V244H75ZM83 243V244H82ZM90 243V244H89ZM105 243V244H104ZM112 243V244H111ZM115 243V244H114ZM139 244L138 245V247H137V245L136 244ZM161 243H162V245H161ZM180 243H182V246H180L179 247V245H180ZM192 243V244H193ZM218 243H219V245H218ZM35 244V245H34ZM42 244V246H40ZM54 244V245H53ZM58 244V245H57ZM64 244H67L66 245V247H64L65 245ZM72 244V245H71ZM84 245V247H82V245ZM108 244V245H107ZM119 244V245H118ZM159 244H160V246H162V248L161 247H158L159 246ZM192 244H190L191 246H193ZM213 244V245H212ZM39 245V246H38ZM49 245V246H48ZM79 245V246H78ZM86 245V246H85ZM94 245V246H93ZM98 246V248H97V246ZM99 245H101V247H99ZM106 245V246H105ZM123 245V246H122ZM136 245V246H135ZM142 245V246H141ZM208 245H210L209 247H210V249H209V247H208ZM215 245V248L213 247ZM4 246V247H3ZM7 248H6V247ZM11 246V247H10ZM55 246V247H54ZM77 248H76V247ZM91 246V247H90ZM95 246H96V248H95ZM105 247V250H103L104 249V247ZM112 246V247H111ZM148 246H150V247H148ZM219 246V247H218ZM13 247V249H14V251H12L13 249H11ZM23 247V248H22ZM44 247H45V249H49L50 250V247H51V250L50 251H48L49 252V255H50V257L48 258L47 257V253L48 252H45L46 250H44ZM62 248V250L65 248L66 249V253L63 251H61V248ZM82 247V248H81ZM87 247V248H86ZM91 249H90V248ZM92 247H94V248H92ZM109 247V248H108ZM118 247V248H117ZM137 247V248H136ZM164 247V248H163ZM183 247H189L190 248V252L188 253L189 255H192L193 257H191V259L189 258V257H187L186 258V260L184 259V257H186V256H188V254H185V253H187L188 252V250L187 249H189V248H184V250H187L184 254L186 255H184V254H182V256H180V259L183 257V255H184V257H183V259L182 260H185V261H183L182 262V260H180L179 259V255H178V250H177V248L179 249V248H183ZM212 247V248H211ZM217 247H218V249L219 248H221V249H223V251L221 250V249H219L220 250V252H222L223 253V257H224V259L227 261V259H228V263H226V261H223V263H222V261H220V260H223V257H222V255L220 254V252H219V254H218V251L219 250H217ZM5 248V249H4ZM27 250H26V249ZM41 249L40 251L38 250L37 251V249ZM83 248H85V251L87 250V249H89V250H87L86 252L84 251V253L82 252V249ZM100 248H102V249H100ZM110 248H111V250H110ZM112 248H114V250L112 249ZM120 248V249H119ZM142 248V249H141ZM162 250H161V249ZM205 248V247H204ZM207 248H205V249H207ZM7 249V250H6ZM9 249V250H8ZM24 251H23V250ZM29 249H32V250H29ZM36 249V250H35ZM52 249H53V251H52ZM75 249V250H74ZM92 249H94V250H92ZM136 249L138 250V252H135L136 251ZM139 249H141V250H139ZM152 249V250H151ZM174 249V250H173ZM11 250V251H10ZM36 252H39V253H37V254H39L40 255V253L41 252H43V253H41V257H39L37 254V256L38 257H36V256H34L35 255V251ZM58 250V251H57ZM97 250H98V252H97ZM101 250H103V251H101ZM110 250V251H109ZM164 250V251H163ZM167 250V251H166ZM174 251V253L172 254V251ZM183 250V249H182ZM181 250V251H182ZM193 250V251H194ZM4 251H5V253L7 252V254H5L4 253ZM30 253V254H28V252ZM32 251L33 252H35V253H33L32 254ZM55 251H57V253L55 252ZM61 251V252H60ZM74 251H75V253L77 252V254L75 255V253H74ZM91 251H93L92 253H88V252H91ZM104 251H105V254H104ZM107 251V252H106ZM113 251V252H112ZM123 251H125V252H123ZM142 252V254H141V252ZM143 251L145 252V253H143ZM148 251V252H147ZM206 251V250H205ZM2 252H3V254H2ZM13 253V255H12V253ZM15 252H16V254H15ZM53 252V253H52ZM68 252H70V253H68ZM82 252V253H81ZM100 252V253H99ZM102 252V253H101ZM119 254H118V253ZM124 254H123V253ZM129 252V254H127V256H129V260L126 258L125 260H124V256L123 255H126V253H128ZM151 252V253H150ZM153 252H154V254H153ZM159 252V253H158ZM166 252V253H165ZM169 252V253H168ZM171 252V253H170ZM179 252H180V249H179ZM202 252H203V250H202ZM202 252H199V253H202ZM8 253H10V254H8ZM18 253V254H17ZM52 255H51V254ZM56 253V254H55ZM60 253H61V255H60ZM86 253H88L87 254V257L88 256H90V257H88V258H92V259H90V263L88 262L89 261V259L86 257ZM115 253H117L116 255H117V257H118V255H119V257L121 258H119L118 260L120 261H116L117 260V257H115L116 255H115ZM122 255H121V254ZM136 253V254H135ZM146 253H147V255H146ZM175 253H177V254H175ZM212 253V254H211ZM214 253H216V256H215V254ZM224 253H225V255H224ZM2 254V255H1ZM5 254V255H4ZM62 254H64L63 256H62ZM65 254L66 255H70V256H68V258H67V260L69 261L70 260V262H68L66 259H64V258H66L67 256H65ZM98 254H99V256H98ZM132 254V258L134 259V261L132 260L131 262H130V255ZM149 254V255H148ZM158 255V256H156V255ZM164 254V255H163ZM169 254V255H168ZM170 254H172V255H170ZM203 254V253H202ZM204 254L206 255V253L204 252ZM222 258V259H220V257H218V255ZM227 254V255H226ZM16 255L18 256V257H16ZM19 255H20V257H19ZM33 255V256H32ZM42 255H46L45 256V258L46 259H44V257H42ZM48 255V256H49ZM55 255H56V257H55ZM60 255V256H59ZM78 255V256H77ZM101 255V256H100ZM107 255H108V260H107ZM109 255H110V257H109ZM122 257H121V256ZM134 255H136V256H134ZM229 255V256H228ZM2 256V257H1ZM6 256V257H5ZM12 256V257H11ZM53 256V257H52ZM58 256V257H57ZM92 256V257H91ZM96 256H98V258L96 257ZM102 256H104V257H102ZM112 256H114V258L112 257ZM137 256H139V257H137ZM149 258H148V257ZM152 256V257H151ZM154 256V257H153ZM155 256L157 257L156 259H155ZM213 256H215V258L213 257ZM225 256H228V258H226ZM3 257H4V259H3ZM13 257H14V259H13ZM30 257V258H29ZM60 257V260L62 261V263H61V261L59 260V261H57L58 259H56V258H59ZM72 257V258H71ZM86 257V258H85ZM143 257V258H142ZM199 257H201L200 255H199ZM207 257V258H206ZM217 257V258H216ZM11 258V259H10ZM28 258V259H27ZM34 258H38V259H35L36 261H38V260H40L41 258V261H38V263L34 260ZM40 258V259H39ZM51 258H52V260H51ZM73 258H75L76 260V262L74 261V259ZM111 258V259H110ZM113 258V259H112ZM137 258H138V260H137ZM144 258H145V261H144ZM146 258H147V260H146ZM159 258V259H158ZM242 258V257H241ZM241 258H239V260L237 261V259L238 258H236V264L238 263V264H245L244 263V261H249V262H251V261H253V263H256L258 260H259V262L261 263V264H264V262H262V260H264V258H261V259H254V258H249L250 260H248L247 258L248 257H246V259H245V257L243 258L244 259V261H243V263L241 262ZM6 259H8V261L6 260ZM22 259V260H21ZM57 261V263H56V261ZM97 259V260H96ZM116 259V260H115ZM141 259V260H140ZM156 261H155V260ZM164 259H165V261H164ZM195 260V262H194V260ZM210 259H212L214 262H211L212 260H210ZM233 259H235V257L233 258ZM3 260V261H2ZM9 260H11V263H10V261ZM27 260V261H26ZM65 260V261H64ZM86 260V261H85ZM88 260V261H87ZM102 260H104V262L102 261ZM113 260V261H112ZM178 260L179 261H181L180 263L178 262ZM203 260V261H202ZM208 260V261H207ZM254 260H255V262H254ZM14 261V262H13ZM44 261V262H43ZM53 261V262H52ZM64 261V262H63ZM94 261H96V262H94ZM98 261V262H97ZM112 261V262H111ZM117 263H116V262ZM123 261V262H122ZM128 261H129V263H128ZM152 261V262H151ZM160 261V262H159ZM170 261V262H169ZM186 261H187V263H186ZM2 262V263H1ZM5 262H7V263H5ZM9 262V263H8ZM22 262V263H21ZM40 262H42V263H40ZM109 262V263H108ZM114 262V263H113ZM122 262V263H121ZM191 262V263H190ZM206 262V263H205ZM225 262V263H224ZM259 262H257V264H259ZM46 264V263H45ZM124 264V263H123ZM199 264V263H198ZM246 264H248V263H246ZM250 264V263H249ZM251 264H252V262H251Z\"/></svg>", "mask_w": 264, "mask_h": 264}]
</instances>
